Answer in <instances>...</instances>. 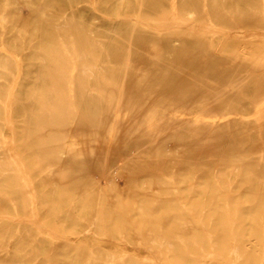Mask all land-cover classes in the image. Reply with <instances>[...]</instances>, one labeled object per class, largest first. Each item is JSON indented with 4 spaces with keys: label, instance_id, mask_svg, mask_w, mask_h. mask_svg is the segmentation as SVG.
<instances>
[{
    "label": "rangeland",
    "instance_id": "374dc122",
    "mask_svg": "<svg viewBox=\"0 0 264 264\" xmlns=\"http://www.w3.org/2000/svg\"><path fill=\"white\" fill-rule=\"evenodd\" d=\"M3 12L4 15L6 16V21L5 23L0 21L1 22L0 23L1 25L0 55L4 54L3 51H1L2 43H4L5 48L7 49L9 54L16 55L17 58L20 60L19 61L20 66L21 65L22 66L21 67L19 66L20 67L19 68L17 63L11 58L4 59L2 56L0 59V65L2 66L0 67L1 69L0 74L1 73L3 75L5 74L3 77L2 74L0 76V88L4 90L2 91V89H0L1 108L2 105L4 104L3 102L5 103L8 102V96H9L8 92L14 91L12 89H16L13 93V100L10 107L11 109L10 119L12 121L9 124H7L8 122L5 119L6 117L4 115V111L2 110L3 108L0 109V144H1L0 145V156H1L0 185H2L0 189L3 190V191L0 190L1 192L0 214L7 212V209L8 211L12 209L13 208L12 206H14L13 204L14 201L19 205L18 207L20 208L21 212H24V209L25 210L29 209V207L24 206V204L22 203L24 202L22 195L18 191H16L15 188L17 177L15 176L13 165H10L9 161H7L8 157L6 154L7 151L10 149L11 152L14 153V155L17 156L22 161V163H24L27 173L29 177H31L33 184L36 187V196L40 204L41 207L40 209L42 210V214L45 216L44 220L46 221V222L41 221L40 224H36L32 222L31 224H29L27 231L26 229H23L21 232L20 231L15 232L18 233L19 235L16 236L18 237L16 238V240L15 239L10 240L11 243H13L12 245L16 252L15 257L12 260L14 262H11V264H21V263L35 264L36 258L37 261H39L37 262V264H49V263L86 264L87 262L88 264H97V263L109 264L111 262L110 258L113 255L116 264H122L119 261L121 256L126 260V264H155L154 260L159 261L160 264L162 263L164 264L167 261L177 263L178 261L177 259L180 256L185 255L186 253L192 252L194 250L200 251L201 249L199 248H202V250L204 248L203 250L204 255L209 252L211 253V256L213 257L214 260L213 264L216 263L233 264V261L235 260L236 256L233 253H230L228 249H230L231 242L234 241L236 238L238 239L235 240L234 243L237 244V250L238 252H240L239 255L241 256V257L239 256L237 260L238 264H245V263L249 264L248 261L250 262V264H252V261L254 259H256L257 261L258 259L261 258L264 252V248H262L264 247V236L260 234L261 232L260 233L258 232V229H259V225H261V223L264 222L260 220V219L264 220V191H262L264 190V110H262L260 113H256V109L260 104L264 103L263 102L264 101V42L262 41L261 38L259 39V37H256L254 40L253 39L254 37L251 36V38L253 37L251 39L250 35L253 30H257L259 31V33L264 32V0H99V1L98 0H0V16L3 15ZM130 15L132 18L130 17ZM173 15L175 16V18ZM139 18H141V20ZM175 19L178 22H176ZM180 19L182 20V23ZM148 20H152V21L149 22ZM154 20L157 22H155ZM158 21H161L162 23ZM184 21H186L188 24ZM164 22L166 23L168 22V23L165 24ZM211 22L213 23L214 26H216V28L213 27V25H210L212 24ZM190 23L191 24L196 23L194 25H196L195 27L197 28L195 30L191 29L192 31L188 29H187L188 31L186 29L184 30V28L181 29V27H183L182 25H189ZM2 24L5 29L2 28L3 27ZM175 26H179V27H175ZM208 26H210V28L213 27V29H211L210 31V28ZM177 28H179L180 30ZM222 28L224 31L222 30ZM2 29L4 30V32ZM229 31L230 32L235 31V32L230 33ZM211 33L213 36L210 35ZM234 33H236V35ZM237 36H239L240 39H238ZM241 36L244 37L243 40ZM225 37L227 38V40ZM248 38H250V40L252 41H250ZM244 39L247 40L244 41ZM236 40L238 41L236 42ZM239 42L241 43L239 44ZM237 49L238 50L240 49V51H238ZM109 66L112 68L107 70L108 71L107 72L106 69H108ZM127 67L128 70H126ZM18 68L22 69V71L19 70ZM72 70L73 72L75 71V73L73 74L74 79L72 77ZM81 70L82 71L85 70L86 73L82 72ZM53 73H55L56 76ZM101 75L102 78H100ZM12 76L14 77L12 78ZM16 77L20 79H17L15 81ZM29 81L31 82V84L28 83ZM5 82H7L8 85ZM57 83H59V85ZM93 83L96 85L94 86ZM72 88H74V91ZM29 90L34 94H32ZM26 92L28 94H25ZM29 92L31 96L29 95ZM72 93L74 94V96L72 95ZM92 93L94 94V96ZM78 94H79V98L77 97ZM68 95L70 97H68ZM25 101L28 104H26ZM33 102L35 104H33ZM148 102L149 103L152 102V103L148 105L147 104ZM145 104H146V108H145ZM198 104H200L201 106L200 105L198 106ZM40 106L42 107V110ZM117 106L119 108H117ZM129 106L130 108H128ZM141 107L142 109H140ZM119 109H120L119 113L122 114L121 116L120 114H118ZM126 109L127 110L130 109L131 111H128L127 113ZM124 110L126 112H124ZM139 110L142 111L139 112ZM18 111L19 112L24 111V112L19 113ZM130 112L131 113L134 112V113L131 115ZM149 112L151 116L152 113L157 112L156 114H153V116L156 119L153 116L151 119ZM229 113H232L233 117L231 116L229 117L230 119L229 118L224 119L223 117H225ZM254 114L258 116L256 117ZM115 115H117L116 118ZM123 115L125 118L126 117L130 118L131 123L129 122V118L128 119L126 118L128 124L130 125L132 124L131 126L129 125L130 127L127 125L125 118H123L124 120L122 119ZM182 115H185V118ZM2 116H4V118ZM202 116L205 119H207L209 122L207 120H204ZM248 117L250 119H248ZM149 118L153 121L151 122ZM194 118L195 120H197L198 123L194 120ZM25 120L28 121L29 123L27 122L28 123L27 124ZM212 120H215L214 122L215 125L210 122ZM24 121L25 123H23ZM74 122H76L77 124ZM194 122H196L197 125ZM124 123H126L127 126L124 125ZM150 124L153 125H151L150 127ZM156 124H158L159 127ZM8 125H10V127ZM23 125L24 128L22 127ZM74 125L75 127H72ZM112 127L113 129H115L114 131ZM147 127L148 129L146 130ZM9 128L11 131L8 130ZM12 131H13V135H12ZM152 131H155L156 133L155 132L153 133ZM32 132L34 133V135H32L33 134ZM113 132H115V136ZM127 132L128 134H126ZM111 133L113 134L111 137H109ZM121 133L123 135H126V137L123 136ZM130 133H134V134L130 135ZM78 134L80 135V137ZM84 135H86L87 137L90 136L88 138L85 137L87 138L86 142L90 143V144L87 143L86 144L87 148L86 147L85 148L86 150L90 149L92 151L88 150L89 152H87L85 151V149L84 150L81 149L83 147L82 144L80 143L81 140L85 139ZM120 135L123 136V137L121 136V139L123 140L124 137L125 139L127 138L128 139V140L126 139L127 142H125L126 140L123 141L120 138H118V136L120 137ZM150 136L152 138H150ZM112 137L115 139H113ZM131 137H133V139ZM48 138H50V140ZM74 138L75 140L76 138L78 140L75 141ZM111 138L113 139V144L117 141V138L120 141V142L117 141L113 145L115 147V145L119 143L116 145L117 148L115 147L114 150L115 152H112L114 148L113 146H112L113 148L110 146L112 149L108 146L109 144L112 145ZM134 138L136 141L134 140ZM219 138L221 142L220 140L218 142L217 139ZM3 139H8V140L5 141ZM38 139L41 140V143L37 142ZM70 139L72 140V142ZM188 139L190 140V142ZM11 140L14 143L13 142L11 143ZM108 140H110L111 142H109ZM34 141L36 144L34 143ZM59 141H61L62 143ZM73 142H77V144L80 145V146L78 145L79 148L77 147V144ZM121 142L124 145L120 147V145H122ZM105 143H107V145ZM56 144L58 145L57 147H55ZM59 145H61L62 148L63 146L66 147L60 151V149L62 148ZM70 145L76 148V149L74 147L71 148V150L73 149L74 152L75 150L77 151L76 155L74 154L73 151L72 153H70L71 152ZM97 145L98 146L100 145L99 147L100 150L98 149ZM101 145L104 146L102 147ZM139 145L141 146L140 148ZM118 146L121 151L118 150L119 149ZM129 146L131 147V149ZM165 147L167 149H165ZM103 148L105 149L103 150ZM129 149L131 151H129ZM56 151L58 152L59 156H57ZM81 151H84L88 154L95 153L94 154L95 156L94 155L87 156L86 153L84 154ZM100 151L103 153H101ZM124 151H128V152H124ZM54 152L56 155L54 154ZM109 152H111V154ZM129 152L130 154H128ZM21 153L22 156H20ZM24 153L25 155H23ZM34 153L38 155L36 154L34 155ZM81 153L83 154V158L86 156L87 157L83 159ZM116 153L119 155H117ZM162 153L165 154L161 155ZM109 154L111 156H109ZM29 155L33 158H29L30 157ZM79 155L81 156L82 159L80 158ZM113 155L114 156L117 155V156L114 157ZM72 156L73 158L74 156H77V158L75 159L72 158L73 159L72 161L71 159ZM174 156H177L178 158ZM26 157H28L29 159ZM111 157L112 159H110ZM185 158L187 159V161ZM69 159H71L70 162L68 161ZM77 159L80 160L81 163ZM89 159L92 161H90ZM113 159H115L114 163H113ZM164 159H167L165 163H164ZM142 161L143 164H141ZM74 162H76L77 164H75ZM177 162H179V164ZM189 162L191 164H189ZM64 163H66L65 166ZM67 163L70 165H68ZM79 163L85 166L82 167ZM87 163L92 166L91 167L89 165L91 167L89 168V170H92L91 172H89L87 168L89 166H86L88 165ZM152 163H155V166ZM162 164L166 166L164 167ZM32 165L36 166V168ZM132 165L133 167H131ZM7 166L9 169H7ZM157 166L158 167L160 166L161 168L163 167L162 168L163 171L162 169H160V167L158 168ZM138 167L139 169H137ZM153 167H155L156 170L160 169L159 172L161 171V173L157 172L158 171L157 170L156 171L157 176H156L153 173L155 171ZM169 167L171 168L167 169ZM50 168L52 172L49 171ZM122 168H124L125 170ZM140 168L144 171L146 176L144 175L143 171ZM151 168H153L154 171L151 170ZM62 169L63 170L66 169V170L62 171ZM81 169H83L82 172ZM145 169L147 171H145ZM173 169H175L176 173L171 172L174 171ZM47 170L49 172V175ZM135 170L138 172L136 173ZM139 170L142 172V174L141 172H139ZM57 171L60 172V174L64 172L63 176L62 175L60 176ZM232 171L235 172L233 175H231ZM38 172H42V173L38 174ZM53 172L56 175L55 174L53 175ZM77 173H79V175H77ZM85 173L87 174L85 175ZM100 173H102L105 176V179H107L106 177L108 174V176L111 179L108 178L107 181L104 180L103 178L104 176ZM115 173H118L119 175H115ZM214 173L216 175H214ZM4 174H8V176L10 174L11 176L8 177L5 176ZM67 174H69L70 176ZM88 174L89 176H87ZM147 174H151L150 177L149 175L147 177ZM171 174H173V176L175 175L174 178L172 177ZM211 174H213L212 175L213 177L211 176ZM1 175H3L4 177ZM122 175H124V177ZM152 175L153 176L155 175L156 177L155 176L152 177ZM163 175H165V177ZM168 175H169V179H168L169 182L167 180L168 177H166ZM221 175L223 177H221ZM37 176L38 177L41 176L43 179L41 178L40 180V178H38ZM46 176H51L50 178L54 176L53 179L55 181L53 179L52 180L49 179ZM65 176H66V180L64 179ZM113 176L114 177L121 176L126 181L120 180L119 181L120 187H117L115 184L116 183L115 180L114 181L112 180V178H114ZM143 176H145L144 180L143 178H141ZM234 176L235 177L239 176V177L236 179ZM67 177L69 179H67ZM77 177H81L83 180H80V182H78L79 181L78 179L81 178L76 179ZM4 178L6 180H4ZM98 178L99 180H97ZM153 178L155 179L157 178L160 181V184L157 185L159 181L154 179L155 180L154 182ZM61 180H63L64 182L66 181L65 182L66 184ZM111 180L112 183H110ZM142 180L145 181L143 182L144 186H142L143 185ZM162 180H167L166 184L169 185L167 186L168 190L166 188L165 181L163 182ZM5 181H10V182H5ZM40 181L41 184L39 183ZM43 181L45 182L43 183ZM161 181L164 184H162ZM187 181L188 183L190 182V184L186 183ZM2 182H4L3 183L4 185L2 184ZM126 182L127 184H125ZM137 182H141V184ZM6 183L7 185H5ZM136 183L137 186H139V188L136 186ZM185 183L188 185L186 186ZM75 184L78 185L75 186ZM149 184L151 185L148 186ZM200 184L202 186H199ZM52 185L58 190L55 189ZM88 185L89 187H87ZM10 186L12 187V190H10L11 189ZM47 186L49 188H46ZM7 187L8 189H6ZM78 187H80L79 192H77ZM103 187L105 190L103 189ZM153 187L154 189L156 188V190H154ZM171 187L172 189L173 187L175 188L173 189L175 191V194L173 190H171L172 193L170 192ZM176 187L180 191L176 190ZM97 188L98 191L95 190ZM186 188L187 189L189 188V190H187ZM52 189L54 191H52ZM143 189L146 190L147 192L144 191ZM84 190L86 192H84ZM120 190L122 191L120 192ZM142 190L145 193H143ZM185 190L187 192H185ZM131 191L133 192V194ZM153 191L159 193H154ZM242 191L245 194L244 193L241 194ZM42 192L45 193L43 194V196H42ZM71 192L74 194H72ZM95 192L98 194H96ZM17 193H19L20 195ZM99 193H103L104 196L102 194L100 196ZM151 193L154 195L152 196ZM160 193L162 195L164 194L168 196V198L164 195L163 196L160 195ZM190 193L193 197L192 196L190 197ZM45 195L48 197L45 198ZM98 195L100 197H98ZM137 195L140 198H138ZM142 195L143 196L145 195L144 198ZM157 195L159 197L162 196L163 199L166 201H163V199H161L162 197L157 198L158 197ZM173 195L176 201H173L175 200ZM60 196L62 197V199H60L61 198ZM70 196L72 197V199ZM92 196L94 198H92ZM117 197H119L120 199ZM189 197L191 198L190 200ZM44 198L46 199V201ZM130 198L132 199V201ZM149 198L150 199L153 198L152 200L154 201L152 200L151 201L156 202V204L154 203L155 204L154 205L150 200H147ZM245 198L246 201H244ZM133 200H135L137 203ZM211 200L213 201L211 202ZM60 201L61 203H59ZM159 201L160 202L163 201L162 202L163 204L162 203L160 204ZM143 202L144 204L146 203L148 205L146 204L143 205ZM164 202H166V204ZM213 202H215V204H213ZM245 202L251 205L250 206L251 208L248 207L247 209H244L245 206L246 207L248 206ZM48 203H50L51 205ZM134 203H136L138 206ZM225 203L226 205H224ZM81 204L83 205L85 204V209L83 205H82L83 208H81ZM97 204H99V207ZM104 204H106V206ZM130 205L131 206L134 205L135 208L134 207L133 208L135 209V211ZM175 207L177 209H175ZM184 208L186 210H184ZM86 209H88L89 211L86 212L87 214L85 213ZM102 209L104 212L102 211ZM168 209H171V211L173 210L172 211L173 213L169 212ZM116 210H120V211H116ZM155 210L157 211L159 210V211L157 212ZM165 211H168V214ZM54 212L56 214H53ZM136 212L139 214H136ZM253 212H255L257 216ZM92 213H94V215ZM104 213L105 215H108L107 218L106 216L102 215ZM169 213L172 215H170ZM52 214L55 216H53ZM245 214L247 215V217ZM74 215H76V218H74ZM80 215L83 216L81 217ZM95 215H97V217ZM154 215H159V216H154ZM168 215H170L172 218L170 217L171 218L170 219ZM225 215L226 216L229 215L232 217H226ZM66 216L67 218L69 217L68 220L66 219ZM149 216L150 218H152L150 219L151 221L149 220ZM161 216L163 217L160 218ZM178 216H180L179 217L180 219H178ZM92 217H94V219L98 218L97 219L98 222L96 221V219L92 220ZM100 217L103 218L104 221H102L103 219H101ZM255 217H259V218H255ZM127 218L130 221H128ZM142 218L143 219L145 218L144 222ZM188 219L192 220V222L190 220L192 224L189 222ZM70 220L72 221L73 224L71 223ZM185 220L186 221L188 220V224L186 223ZM94 221L97 223H94ZM154 221L156 222L154 223ZM69 222L71 223V225L69 224ZM78 222L81 223V225L80 224L77 225ZM101 222L103 223V225ZM131 222L133 223L131 224ZM161 222L164 223L165 225L162 226V224H160ZM63 223L66 225L65 231L63 230L64 229ZM88 223L90 226H88ZM145 223L148 224L146 225ZM256 223H258L259 225H257ZM126 224H128L129 226ZM189 224H191V226ZM196 224H198V226ZM119 225L121 228H119ZM180 225L182 227L184 226L185 229H183L184 227L183 228L180 227ZM186 225L189 226L190 229L188 230L191 231L190 233H186L188 231L186 229L187 228ZM73 226H77V227L76 228L74 227L73 229L72 228ZM103 226L105 227L107 226L108 228L107 227L103 228ZM153 226L156 228V230L154 229ZM159 226L161 227V229L159 228ZM56 227H58L56 230L57 232L53 231L55 230ZM123 227L124 228L126 227L125 230ZM146 227L153 228V229L151 228L149 229L151 231L153 230L152 232L153 234H155L156 240L158 242L163 240L162 242L166 243L167 240H169V242L166 243L167 245L165 244L163 245V250L165 251L163 252L166 253L163 254L164 256L160 253V250L158 248L157 249L159 250V252L158 250L152 252L148 248L150 242L143 241L141 239L142 238L141 234H143L144 231L143 229ZM244 228L247 229V232L244 231L245 234H242L243 232L240 233L239 230L240 229H241L240 231L245 230ZM2 229L0 230V237H6V234H8L9 231L5 230L4 228ZM35 229H37L38 231L37 230L35 231ZM101 229L105 233L107 231L106 233L107 235ZM118 229H120V231H118ZM178 229H181V232H179ZM84 230L88 233L85 234ZM228 230L229 231L234 230V231L228 233ZM139 231L141 232L139 233ZM183 231L186 232L184 233ZM52 232L54 233L52 234ZM61 232H64L68 235L66 234L64 235V233ZM110 232H113L114 234ZM235 232H237V234ZM39 233H41L42 235H40ZM179 233H182V236L185 238L186 241ZM191 233L194 235H191ZM95 234L97 237L95 236ZM120 234H122V236ZM134 234L136 235L133 236ZM196 234H198L197 237ZM37 235H40V237L39 236L37 237ZM164 235L165 237H163ZM179 235L181 236V239L184 241H179L181 240ZM243 235L246 239L243 237ZM172 236L174 237L176 236L177 238H175V240L173 241ZM193 236L195 238H193ZM212 236L214 237V239H212ZM252 236L255 237L253 238ZM106 237H108V239ZM135 237L140 240H137ZM260 237L262 238L263 242L259 241L261 240ZM159 238L161 240H159ZM188 238H190L189 240L191 241H188L187 240ZM0 239L2 243V238ZM24 239H26L29 242H26ZM44 239L47 241H43ZM49 239L50 240L53 239V240L50 241ZM194 239H196V241L198 242H195ZM54 240H56V242ZM187 241L190 243L187 244L188 243ZM7 242L8 240H5L4 244H6ZM38 242L39 245H37ZM185 242H187L186 245H184ZM68 243H71L70 244L71 246ZM173 245L175 247H173ZM166 246L169 247L172 246V247L169 249V247L166 248ZM218 246H221V248ZM164 247L166 250L164 249ZM186 247H187V252L185 251ZM82 248L84 249L85 252L83 251ZM98 248H101L102 250ZM247 248H249L250 250ZM58 249H60V251ZM89 249H91L92 251L90 252ZM86 250H88V252ZM57 252L59 253L58 255L56 254ZM83 252L87 254H84ZM167 252L169 256L167 255ZM88 253L89 255L92 253L94 256L91 255L92 257H90L88 256ZM48 254L52 256H49ZM95 254H99V255H95ZM254 254L259 255L260 257L255 256ZM71 255H73L74 258ZM81 255L83 256L82 258ZM102 255L104 258L102 257ZM118 255L119 257H117ZM242 256L245 257L246 259L244 258L243 260ZM93 257L96 259H93ZM105 257H107V261ZM168 257L169 258L171 257V259H169ZM49 258H51L50 260L52 262H50ZM98 258H100L102 262H98L97 261L99 260ZM240 258L242 259L240 260ZM127 260L129 261L127 262Z\"/></svg>",
    "mask_w": 264,
    "mask_h": 264
},
{
    "label": "bare ground",
    "instance_id": "6f19581e",
    "mask_svg": "<svg viewBox=\"0 0 264 264\" xmlns=\"http://www.w3.org/2000/svg\"><path fill=\"white\" fill-rule=\"evenodd\" d=\"M98 1H99V0H98ZM97 3H98V2H97ZM92 4H93V3H92ZM173 4H174V3H173ZM2 6H3V5H2ZM93 6H94V5H93ZM22 9H23V8H22ZM174 9H175V8H174ZM26 10H27V9H26ZM104 10H105V9H104ZM84 11H85V10H84ZM96 13H97V12H96ZM176 13H177V12H176ZM176 13H175V14H176ZM91 16H92V15H91ZM91 16H90V17H91ZM101 16H102V15H101ZM132 16H133V15H132ZM173 16H174V15H173ZM104 17H105V16H104ZM121 17H123V16H121ZM121 17H120V18H121ZM130 17H131V15H130ZM137 17H138V16H137ZM171 17H172V16H171ZM177 17H178V16H177ZM131 18H132V17H131ZM174 18H175V16H174ZM139 19L141 20V18H139ZM139 19H138V20H139ZM142 19H143V18H142ZM161 19H162V17H161ZM169 19H171V18H169ZM175 20H176V19H175ZM177 20H178V18H177ZM177 20H176V22H178ZM180 20H181V19H180ZM0 21H2V22H4V23H5V21H6V16L4 15V12H3V15L0 16ZM11 21H12V20H11ZM148 21L150 22V21H152V20H148ZM154 21H155V20H154ZM164 21H165V20H164ZM166 21H168V20H166ZM155 22H157V21H155ZM158 22H161V21H158ZM174 22H175V21H174ZM184 22H186V21H184ZM184 22H183V23H184ZM197 22H198V21H197ZM0 23H1V22H0ZM161 23H162V22H161ZM164 23L167 24L168 22H167V23L164 22ZM181 23H182V20H181ZM186 23H187V22H186ZM211 23H212V22H211ZM257 23H258V22H257ZM257 23H256V24H257ZM139 24H140V22H139ZM142 24H143V22H142ZM144 24H145V23H144ZM187 24H188V23H187ZM192 24H193V23H192ZM192 24L190 23L189 25H182L183 27H181V29L184 28V30H185V29H186V30H187V29H188V30H191V29L195 30L197 27H195L196 25H194V24H196V23L193 24L194 26H193ZM149 25H150V24H149ZM210 25H213V23L210 24ZM0 26H1V25H0ZM2 26H3V24H2ZM197 26H198V25H197ZM153 27H154V26H153ZM175 27H179V26H175ZM205 27H207V26H205ZM208 27L210 28V26H208ZM213 27L216 28V26H214V25H213ZM213 27L210 28V31H211V29H213ZM2 28L5 29L4 26H3ZM145 28H146V27H145ZM209 28H208V29H209ZM3 29H2V30H3ZM10 29H11V28H10ZM150 29H151V28H150ZM175 29H176V28H175ZM177 29H179V28H177ZM217 29H218V27H217ZM2 30H1V31H2ZM179 30H180V29H179ZM179 30H178V31H179ZM188 30H187V31H188ZM215 30H216V29H215ZM215 30H214V31H215ZM222 30H223V28H222ZM170 31H171V30H170ZM172 31H173V30H172ZM174 31H175V30H174ZM191 31H192V30H191ZM207 31H208V30H207ZM212 31H213V30H212ZM223 31H224V30H223ZM223 31H222V33H223ZM225 31H226V30H225ZM241 31H242V30H241ZM3 32H4V30H3ZM229 32H230V31H229ZM231 32H235V31H231ZM231 32H230V33H231ZM243 32H244V31H243ZM161 33H162V32H161ZM163 33H164V32H163ZM217 33H218V31H217ZM219 33H220V32H219ZM239 33H240V32H239ZM213 34H214V33H213ZM234 34L236 35V33H234ZM210 35L213 36L212 33H211ZM228 35H229V33H228ZM3 36H4V35H3ZM242 36H244V35H242ZM242 36H241V37H242ZM248 36H249V35H248ZM248 36H247V37H248ZM251 36L254 37V38L252 37L254 40H255L256 37H259V39L261 38L262 41L264 42V32L259 33V31H257V30H253L252 33H251V35H250V38H251ZM260 36H261V37H260ZM215 37H216V36H215ZM231 37H232V36H231ZM234 37H235V36H234ZM237 37H238V39H240L239 36H237ZM3 38H4V37H3ZM213 38H214V37H213ZM213 38H212V40H213ZM225 38H226V37H225ZM232 38H233V37H232ZM243 38H244V37H242V40H243ZM245 38H246V37H245ZM250 38H248V39L250 40ZM252 38H251V39H252ZM210 39H211V38H210ZM233 39H234V38H233ZM233 39H232V40H233ZM257 39H258V38H257ZM218 40H219V39H218ZM226 40H227V38H226ZM246 40H247V39H246ZM246 40L244 39V41H246ZM1 41H2V38H1ZM9 41H10V40H9ZM220 41H221V40H220ZM237 41H238V40H236V42H237ZM240 41H241V40H240ZM250 41H252V40H250ZM254 42H255V41H254ZM226 43H227V42H226ZM240 43H241V42H239V44H240ZM247 43H248V41H247ZM256 43H257V42H256ZM216 46H217V44H216ZM240 46H241V45H240ZM252 46H253V45H252ZM241 47H242V46H241ZM228 48H229V47H228ZM252 48H253V47H252ZM260 48H262V47H260ZM229 49H230V48H229ZM243 49H245V48H243ZM247 49H248V48H247ZM253 49H254V48H253ZM216 50H217V49H216ZM227 50H228V49H227ZM237 50H238V49H237ZM1 51H3L4 54H3V55H0V59H1L2 56H3L4 59H5V58H6V59H7V58H11V59H13V60L17 63L18 67L20 66V62H19L20 60L17 58L16 55L9 54V52H8L7 49L5 48V44H4V43H2ZM24 51H25V50H24ZM108 51H109V50H108ZM229 51H230V50H229ZM238 51H240V49H239ZM241 51H242V50H241ZM28 52H29V51H28ZM129 52H130V51H129ZM252 52H253V51H252ZM255 52H256V50H255ZM118 54H120V53H118ZM95 55H96V54H95ZM79 58H80V56H79ZM111 58H112V57H111ZM111 58H110V59H111ZM21 59H22V58H21ZM104 59H105V57H104ZM110 59H109V60H110ZM21 64H22V63H21ZM30 64H31V63H30ZM21 66H22V65H21ZM21 66H20V67H21ZM0 67H2V66L0 65ZM20 67H19V68H20ZM24 67H25V66H24ZM95 67H96V66H95ZM99 67H100V66H99ZM102 67H104V66H102ZM4 68H5V67H4ZM19 68H18V69H19ZM51 68H52V67H51ZM84 68H85V67H84ZM110 68H112V67L109 66V68L106 69V71L109 70ZM74 69H75V67H74ZM85 69H86V68H85ZM87 69H88V68H87ZM102 69H103V68H102ZM104 69H105V68H104ZM4 70H5V69H4ZM19 70L22 71V69H19ZM19 70H18V71H19ZM97 70H99V69H97ZM126 70H128V67H127ZM0 71H1V69H0ZM81 71H82V70H81ZM89 71H90V69H89ZM82 72H85V70L82 71ZM100 72H101V71H100ZM104 72H105V71H104ZM107 72H108V71H107ZM230 72H231V71H230ZM32 73H33V71H32ZM38 73H39V72H38ZM74 73H75V71L73 72V70H72V77H73V74H74ZM79 73H80V72H79ZM85 73H86V72H85ZM91 73H92V72H91ZM101 73H102V72H101ZM105 73H106V72H105ZM1 74H2V73H1ZM1 74H0V76H1ZM18 74H19V73H18ZM34 74H35V73H34ZM53 74L55 75V73H53ZM82 74H83V73H82ZM82 74H81V75H82ZM106 74H107V73H106ZM4 75H5V74H4ZM4 75L2 74V77H3ZM6 76H7V75H6ZM17 76H18V75H17ZM55 76H56V75H55ZM98 76H99V74H98ZM105 76H106V75H105ZM13 77H14V76H12V78H13ZM18 77H19V76H18ZM53 77H54V76H53ZM85 77H86V76H85ZM108 77H109V75H108ZM108 77H107V78H108ZM125 77H126V74H125ZM10 78H11V77H10ZM60 78H61V77H60ZM100 78H102V75H101ZM107 78H106V79H107ZM17 79H20V78H17V77H16L15 81H16ZM34 79H35V78H34ZM71 79H72V78H71ZM73 79H74V77H73ZM108 79H109V78H108ZM8 80H9V78H8ZM64 80H65V79H64ZM129 80H130V79H129ZM1 81H2V80H1ZM4 81H5V80H4ZM67 81H68V80H67ZM17 82H18V81H17ZM55 82H56V80H55ZM59 82H60V81H59ZM63 82H64V81H63ZM5 83L7 84V82H5ZM5 83H4V85H5ZM15 83H16V82H15ZM28 83L31 84L30 81H29ZM33 83H34V82H33ZM33 83H32V84H33ZM78 83H79V82H78ZM16 84H17V83H16ZM57 84L59 85V83H57ZM93 84H94V83H93ZM7 85H8V84H7ZM7 85H6V86H7ZM40 85H41V84H40ZM68 85H69V84H68ZM68 85H67V86H68ZM71 85H72V84H71ZM73 85H74V84H73ZM78 85H79V84H78ZM95 85H96V84H94V86H95ZM10 86H11V85H10ZM37 86H38V85H37ZM3 87H4V86H3ZM30 87H31V86H30ZM71 87H72V86H71ZM103 87H104V86H103ZM16 88H17V87H16ZM32 88H33V87H32ZM69 88H70V87H69ZM0 89H2V88H0ZM72 89H73V91H74V88H72ZM12 90L15 91L16 89H12ZM121 90H122V89H121ZM2 91H4V90L2 89ZM14 91L8 92V93H9V96H8V102H7V103L3 102V103H4V104L2 105V108H3V109L0 107V109H2V110L4 111V115H5V117H6L5 119H6V121L8 122V123L6 122L7 124H9V123L12 121V120L10 119V114H11V113H10V111H11L10 107H11V103H12V100H13V93H14ZM20 91H21V90H20ZM29 91H30V90H29ZM70 91H71V90H70ZM73 91H72V92H73ZM230 91H231V89H230ZM18 92H19V91H18ZM30 92H31V91H30ZM30 92H29V95L31 96ZM31 93H32V92H31ZM43 93H44V92H43ZM68 93H69V92H68ZM88 93H89V92H88ZM93 93H94V92H93ZM93 93H92V94H93ZM2 94H3V93H2ZM22 94H24V93H22ZM25 94H28V93L26 92ZM32 94H34V93H32ZM70 94H71V93H70ZM80 94H82V93H80ZM94 94H95V93H94ZM94 94H93V96H94ZM96 94H97V93H96ZM120 94H121V93H120ZM120 94H119V95H120ZM44 95H45V94H44ZM59 95H60V94H59ZM72 95L74 96L73 93H72ZM256 95H257V94H256ZM1 96H2V95H1ZM14 96H15V95H14ZM25 96H26V95H25ZM73 96H72V97H73ZM97 96H98V95H97ZM3 97H4V95H3ZM15 97H16V96H15ZM15 97H14V98H15ZM33 97H34V95H33ZM68 97H70V96L68 95ZM77 97L79 98V94H78ZM88 97H89V95H88ZM30 98H31V97H30ZM95 98H96V97H95ZM160 98H161V97H160ZM19 99H20V98H19ZM24 99H25V98H24ZM69 99H71V98H69ZM73 99H74V98H73ZM22 100H23V98H22ZM28 100H29V99H28ZM118 100H119V98H118ZM0 101H1V100H0ZM154 101H155V100H154ZM118 102H119V101H118ZM240 102H241V101H240ZM263 102H264V101H263ZM25 103H26V101H25ZM25 103H24V104H25ZM97 103H98V102H97ZM140 103H141V102H140ZM150 103H152V102H150ZM150 103L148 102L147 104L149 105ZM14 104H15V103H14ZM26 104H28V103H26ZM31 104H32V103H31ZM33 104H35V103L33 102ZM33 104H32V105H33ZM39 104H40V102H39ZM100 104H101V103H100ZM120 104H121V103H120ZM168 104H169V103H168ZM117 105H118V104H117ZM122 105H123V104H122ZM122 105H121V106H122ZM173 105H175V104H173ZM199 105H200V104H198V106H199ZM0 106H1V105H0ZM25 106H26V105H25ZM96 106H97V105H96ZM103 106H105V105H103ZM121 106H120V107H121ZM142 106H143V105H142ZM183 106H184V105H183ZM200 106H201V105H200ZM33 107H34V106H33ZM40 107H41V106H40ZM57 107H58V106H57ZM123 107H124V106H123ZM135 107H136V105H135ZM147 107H149V106H147ZM172 107H173V106H172ZM58 108H59V107H58ZM58 108H57V109H58ZM72 108H74V107H72ZM75 108H76V107H75ZM117 108H119V107L117 106ZM117 108H116V110H117ZM128 108H130V106H129ZM145 108H146V104H145ZM183 108H185V107H183ZM201 108H202V107H201ZM31 109H32V108H31ZM101 109H102V106H101ZM140 109H142V107H141ZM154 109H155V108H154ZM20 110H21V108H20ZM29 110H30V109H29ZM29 110H28V111H29ZM41 110H42V107H41ZM150 110H151V109H150ZM262 110H264V103L260 104V105L257 107V109H256V113H260ZM24 111H26V110H24ZM24 111H23V112H24ZM71 111H72V110H71ZM74 111H75V110H74ZM126 111H127V113H128V111H131V110H130V109H128V110L126 109ZM126 111L124 110V112H126ZM136 111H138V110H136ZM140 111H142V110H139V112H140ZM18 112H19V111H18ZM21 112H22V111H21ZM21 112H19V113H21ZM23 112H22V113H23ZM29 112H30V111H29ZM72 112H73V111H72ZM119 112H120V109H119V111H118V114H120ZM124 112H123V114H124ZM134 112H135V111H134ZM134 112H133V113H134ZM181 112H182V109H181ZM187 112H188V111H187ZM37 113H38V112H37ZM121 113H122V112H121ZM127 113H125V114H127ZM130 113H131V112H130ZM133 113H131V115H132ZM147 113H148V112H147ZM151 113H152V112H151ZM156 113H157V112H156ZM156 113H152V116H153V114H156ZM118 114H117V115H118ZM19 115H20V114H19ZM21 115H22V114H21ZM27 115H28V114H27ZM117 115H115V118H116ZM121 115H122V114H120V116H121ZM127 115H129V114H127ZM144 115H145V114H144ZM149 115H150V112H149ZM179 115H180V114H179ZM188 115H189V114H188ZM197 115H198V114H197ZM232 115H233L232 113H229L228 115H226V116L223 117V118H224V119H228V118L231 117ZM254 115H255V114H254ZM28 116H29V115H28ZM147 116H148V114H147ZM150 116H151V115H150ZM152 116L150 117L151 119H152ZM177 116H178V115H177ZM182 116H184V118H185V115H182ZM192 116H193V115H192ZM235 116H236V115H235ZM255 116H256V115H255ZM255 116H254V117H255ZM257 116H258V115H257ZM257 116H256V117H257ZM2 117L4 118V116H2ZM16 117H17V116H16ZM30 117H31V116H30ZM30 117H29V118H30ZM153 117H154V116H153ZM172 117H173V116H172ZM175 117H176V115H175ZM179 117H180V116H179ZM202 117H203V116H202ZM202 117H201V118H202ZM232 117H233V116H232ZM249 117H250V116H249ZM249 117H248V119H250ZM256 117H255V118H256ZM3 118H2V119H3ZM18 118H19V117H18ZM20 118H21V117H20ZM26 118H27V117H26ZM118 118H119V117H118ZM123 118H125L124 115H123L122 119H123ZM126 118H127V117H126ZM126 118H125V120H126ZM128 118H129V117H128ZM128 118H127V119H128ZM144 118H145V117H144ZM150 118H149V119H150ZM154 118H155V117H154ZM181 118H182V117H181ZM186 118H187V117H186ZM188 118H189V117H188ZM199 118H200V117H199ZM203 118H204V117H203ZM218 118H219V117H218ZM242 118H243V117H242ZM119 119H120V118H119ZM131 119H132V117H131ZM151 119H150V120H151ZM155 119H156V118H155ZM155 119H154V120H155ZM208 119H209V118H208ZM214 119H215V118H214ZM229 119H230V118H229ZM248 119H247V120H248ZM114 120H115V119H114ZM123 120H124V119H123ZM194 120H195V118H194ZM198 120H199V119H198ZM204 120H207V119L204 118ZM218 120H219V119H218ZM221 120H222V119H221ZM244 120H245V118H244ZM25 121H26V120H25ZM25 121H24L23 123H25ZM115 121H116V120H115ZM152 121H153V120H151V122H152ZM195 121L197 122V120H195ZM199 121H200V120H199ZM207 121H208V120H207ZM216 121H217V119H216ZM27 122H28V121H26V123H27ZM126 122H127V120H126ZM129 122L131 123L130 118H129ZM146 122H147V121H146ZM155 122H156V121H155ZM196 122H194V123H196ZM202 122H203V119H202ZM208 122H209V121H208ZM210 122L213 123V124L215 125V123H214L215 120H212V121H210ZM223 122H224V121H223ZM28 123H29V122H28ZM28 123H27V124H28ZM32 123H33V122H32ZM74 123H76V122H74ZM114 123H115V122H114ZM114 123H113V124H114ZM153 123H154V122H153ZM157 123H158V122H157ZM197 123H198V122H197ZM197 123H196V125H197ZM33 124H34V123H33ZM76 124H77V123H76ZM154 124H155V123H154ZM199 124H200V123H199ZM11 125H12V124H11ZM114 125H115V124H114ZM114 125H113V126H114ZM124 125H126V123H124ZM127 125L129 126L130 124H128V122H127ZM127 125H126V126H127ZM131 125H132V124H131ZM131 125H130V126H131ZM151 125H153V124H150V127H151ZM156 125L158 126V124H156ZM8 126L10 127V125H8ZM130 126H129V127H130ZM138 126H139V125H138ZM141 126H142V124H141ZM147 126H148V125H147ZM231 126H232V125H231ZM19 127H20V126H19ZM22 127L24 128V125H23ZM72 127H75V125L72 126ZM122 127H123V126H122ZM124 127H125V126H124ZM129 127H128V128H129ZM158 127H159V126H158ZM158 127H157V128H158ZM197 127H198V126H197ZM261 127H262V126H261ZM17 128H18V127H17ZM26 128H27V126H26ZM84 128H85V127H84ZM115 128H116V127H115ZM120 128H121V126H120ZM126 128H127V127H126ZM131 128H132V127H131ZM152 128H153V127H152ZM231 128H232V127H231ZM21 129H22V128H21ZM73 129H74V128H73ZM85 129H86V128H85ZM112 129H113V127H112ZM147 129H148V127L146 128V130H147ZM149 129H150V128H149ZM8 130H10V128H9ZM12 130H13V129H12ZM25 130H26V129H25ZM114 130H115V129H113V131H114ZM117 130H119V129H117ZM132 130H133V129H132ZM136 130H137V129H136ZM152 130H153V129H152ZM154 130H155V127H154ZM157 130H158V129H157ZM260 130H261V129H260ZM10 131H11V130H10ZM33 131H34V130H33ZM68 131H69V130H68ZM70 131H72V130H70ZM84 131H85V130H84ZM111 131H112V130H111ZM126 131H127V130H126ZM119 132H120V131H119ZM128 132H129V131H128ZM128 132H127L126 134H128ZM150 132H151V130H150ZM152 132L154 133L155 131H152ZM157 132H158V131H157ZM260 132H261V131H260ZM22 133H23V132H22ZM32 133H33V132H32ZM108 133H109V132H108ZM113 133H114V136H115V132H113ZM113 133H111V134L109 135V137H111ZM143 133H144V132H143ZM148 133H149V132H148ZM155 133H156V132H155ZM20 134H21V133H20ZM36 134H37V133H36ZM71 134H72V133H71ZM90 134H91V133H90ZM121 134H122V133H121ZM133 134H134V133H130V135H133ZM145 134H147V133H145ZM150 134H151V133H150ZM12 135H13V131H12ZM32 135H34V133H33ZM78 135H79V134H78ZM88 135H89V134H88ZM99 135H100V134H99ZM118 135H119V134H118ZM122 135H123V134H122ZM122 135H120V137L118 136V138L121 139V136H122ZM151 135H152V134H151ZM153 135H154V134H153ZM156 135H157V134H156ZM260 135H261V134H260ZM2 136H3V135H2ZM91 136H92V135H91ZM107 136H108V134H107ZM123 136L126 137V135H123ZM123 136H122V137H123ZM157 136H158V135H157ZM251 136H253V135H251ZM3 137H4V136H3ZM21 137H23V136H21ZM21 137H20V138H21ZM79 137H80V135H79ZM79 137H78V139H79ZM81 137H83V136H81ZM85 137H87V136L84 135V138H85ZM88 137H90V136H88ZM88 137H87V138H88ZM125 137H124V140L127 139V138L125 139ZM143 137H144V136H143ZM145 137H146V136H145ZM25 138H26V136H25ZM87 138H85L86 140H85V139H84V140H81V143H80V142H79V143L82 144V147H83V148H81V149H83V150L85 149V151L89 152V151H92V150H90V149H88L89 151L86 150V148H87L86 144H87V143L90 144L89 142H86V141H87ZM112 138H113V137H112ZM112 138H111V139H112ZM118 138H117V141L120 142V141L118 140ZM131 138L133 139V137H131ZM131 138H130V140H131ZM147 138H148V137H147ZM150 138H152V137L150 136ZM150 138H149V139H150ZM221 138H222V137H221ZM244 138H245V137H244ZM250 138H252V137H250ZM11 139H12V138H11ZM13 139H14V138H13ZM48 139L50 140V138H48ZM78 139L76 138V140H78ZM81 139H83V138H81ZM96 139H97V138H96ZM96 139H95V140H96ZM111 139H110V140H111ZM113 139H115V138H113ZM113 139L111 140L112 142H111L110 140H108V141L111 142V144H112V145H110V144L108 143V144H109V145H108L109 147H110V146L112 147V146L117 142V141H116V142L113 144ZM3 140L7 141L8 139H3ZM30 140H31V139H30ZM39 140H40V139H38L37 142H40V143H41V140H40V141H39ZM61 140H63V139H61ZM67 140H68V139H67ZM70 140H71V139H70ZM74 140H75V138H74ZM74 140H73V141H74ZM76 140H75V141H76ZM102 140H103V139H102ZM121 140H123V139H121ZM124 140H123V141H124ZM127 140H128V139H127ZM127 140H126L125 142H127ZM134 140H135V138H134ZM188 140H189V139H188ZM217 140H218V142H219L220 138L217 139ZM240 140H241V139H240ZM249 140H250V139H249ZM26 141H27V140H26ZM28 141H29V140H28ZM65 141H66V140H65ZM82 141H83V143H82ZM88 141H89V140H88ZM98 141H99V140H98ZM135 141H136V140H135ZM251 141H252V139H251ZM253 141H254V139H253ZM3 142H4V141H3ZM12 142H13V141L11 140V143H12ZM59 142H61V141H59ZM71 142H72V140H71ZM85 142H86V143H85ZM100 142H101V141H100ZM158 142H159V141H158ZM185 142H186V141H185ZM189 142H190V140H189ZM189 142H188V143H189ZM220 142H221V140H220ZM247 142H248V141H247ZM13 143H14V142H13ZM29 143H30V142H29ZM31 143H32V142H31ZM34 143H35V141H34ZM61 143H62V142H61ZM61 143H58V144H61ZM64 143H65V142H64ZM73 143H76V144H77V142H73ZM91 143H92V142H91ZM97 143H98V142H97ZM102 143H103V142H102ZM128 143H129V142H128ZM170 143H171V142H170ZM170 143H168V144H170ZM173 143H176V142H173ZM250 143H251V142H250ZM253 143H255V142H253ZM6 144H7V142H6ZM35 144H36V143H35ZM37 144H38V143H37ZM105 144L107 145V143H105ZM117 144H119V143H117ZM117 144H116V145H117ZM121 144H122V142H121ZM141 144H142V143H141ZM141 144H140V145H141ZM156 144H157V143H156ZM216 144H217V143H216ZM248 144H249V143H248ZM251 144H252V143H251ZM0 145H1V144H0ZM3 145H4V144H3ZM12 145H13V144H12ZM63 145H64V144H63ZM65 145H66V144H65ZM74 145H75V144H74ZM78 145H79V144H77V147H78ZM116 145H115V147H116ZM123 145H124V144L120 145V147L123 146ZM130 145H131V144H130ZM135 145H136V144H135ZM137 145H138V144H137ZM140 145H139V148L141 147ZM173 145H175V144H173ZM183 145H184V144H183ZM218 145H219V144H218ZM262 145H263V144H262ZM21 146H22V145H21ZM28 146H29V145H28ZM33 146H35V145H33ZM57 146H58V145L56 144L55 147H57ZM59 146L61 147V145H59ZM71 146H72V145H70V150H71V148L74 147V146H72V147H71ZM79 146H80V145H79ZM89 146H91V145H89ZM97 146H98V145H97ZM101 146H102V145H101ZM103 146H104V145H103ZM103 146H102V147H103ZM6 147H7V146H6ZM26 147H27V146H26ZM65 147H66V146H65ZM65 147L63 146V148L61 147L62 149H60V148H58V149H60V151H61V150H63ZM85 147H86V148H85ZM99 147H100V145L98 146V149H99ZM109 147H107V148H109ZM111 147H110V148H111ZM113 147H114V146H113ZM113 147H112V148H113ZM115 147L113 148V151H112V152H115V151H114V150H115ZM129 147H130V146H129ZM136 147H138V146H136ZM183 147H184V146H183ZM187 147H188V146H187ZM29 148H30V147H29ZM29 148H28V149H29ZM31 148H32V146H31ZM74 148H75V147H74ZM78 148H79V147H78ZM112 148H111V149H112ZM116 148H117V147H116ZM118 148H119V146H118ZM139 148H138V150H139ZM156 148H157V147H156ZM161 148H162V147H161ZM171 148H172V147H171ZM177 148H178V147H177ZM177 148H176V149H177ZM181 148H182V147H181ZM7 149H8V148H7ZM23 149H24V148H23ZM26 149H27V148H26ZM33 149H35V148H33ZM67 149H68V148H67ZM75 149H76V148H75ZM96 149H97V148H96ZM104 149H105V148H103V150H104ZM130 149H131V147H130ZM130 149H129V151H131ZM135 149H136V148H135ZM142 149H143V148H142ZM165 149H167V148L165 147ZM179 149H180V148H179ZM17 150H18V149H17ZM20 150H21V149H20ZM77 150H79V149H77ZM99 150H100V149H99ZM118 150H120V148H119ZM138 150H137V151H138ZM152 150H153V148H152ZM188 150H189V149H188ZM54 151H55V150H54ZM60 151H59V152H60ZM72 151H73V149L71 150L70 153H72ZM94 151H95V150H94ZM101 151H102V149H101ZM101 151H100V152H101ZM108 151H109V150H108ZM108 151H107V152H108ZM110 151H111V150H110ZM120 151H121V150H120ZM186 151H187V150H186ZM262 151H263V150H262ZM26 152H28V151H26ZM56 152H57V151H56ZM73 152H74V151H73ZM78 152H79V151H78ZM81 152H83L84 154L86 153V152H84V151H81ZM96 152H98V151H96ZM117 152H118V151H117ZM124 152H128V151H124ZM140 152H141V151H140ZM164 152H165V151H164ZM174 152H177V151H174ZM19 153H20V152H19ZM76 153H77V151L75 150L74 154L76 155ZM93 153H94V152H93ZM101 153H103V152H101ZM109 153L111 154V152H109ZM132 153H133V152H132ZM134 153H135V152H134ZM138 153H139V152H138ZM171 153H173V152H171ZM6 154H7V157H8V160H7V158H6V160L9 161V164H10V165H13V170H14V172H15V176L17 177L16 184H15L16 191H18V192L22 195V198H23V201H24V202H22V201H21V202L24 204V206L29 207V209H28V210H27V209L25 210V209L23 208V209H24V212H21L20 208L18 207L19 205L14 201V202H13L14 206H12V207H13L12 209H10L9 211H8V209H7V212H5V213H1V214H0V230H1L2 228H4L5 230H8V231H9V233L6 234V237H0V238H2V243H1V241H0V263H1V264H11V262H14V261H12V260L14 259L16 252H15L14 247H13V245H12L13 243H11L10 240H14V239L16 240V238H18V237H16V236H18L19 234H18V233H15L16 231H17V232H18V231L21 232L23 229H26V231H27V228H28L29 224H31L32 222H33V223H36V224H40L41 221H45V220H44V219H45V216L42 214V210L40 209L41 207H40V204H39L38 199H37V196H36V187L34 186L31 177H29V175H28V173H27V170H26V167H25L24 163H22V161H21L17 156H15L14 153H12L10 149L7 151ZM35 154H36V153H34V155H35ZM54 154H55V152H54ZM59 154H60V153H59ZM74 154H73V155H74ZM78 154H80V153H78ZM86 154H87V156H88V155L93 156L95 153H94V154H88V153H86ZM96 154H97V153H96ZM110 154H109V156H111ZM113 154H115V153H113ZM116 154H117V153H116ZM120 154H121V152H120ZM128 154H130V152H129ZM164 154H165V153H162L161 155H164ZM176 154H177V153H176ZM251 154H252V153H251ZM17 155H18V154H17ZM19 155H20V154H19ZM23 155H25V153H24ZM36 155H38V154H36ZM55 155H56V154H55ZM71 155H72V154H71ZM117 155H119V154H117ZM117 155H115V156H117ZM146 155H147V154H146ZM161 155H160V156H161ZM180 155H181V154H180ZM2 156H3V154H2ZM4 156H5V155H4ZM20 156H22V153H21ZM29 156H30V155H29ZM57 156H59V155H58V152H57ZM79 156H80V155H79ZM81 156H82V158H83V154H82V153H81ZM81 156H80V158H81ZM87 156H86V157H87ZM94 156H95V155H94ZM96 156H97V155H96ZM98 156H99V155H98ZM106 156H107V155H106ZM113 156H114V155H113ZM115 156H114V157H115ZM121 156H122V154H121ZM125 156H126V154H125ZM139 156H140V155H139ZM143 156H144V155H143ZM165 156H166V155H165ZM168 156H169V154H168ZM0 157H1V156H0ZM86 157H84V158H86ZM114 157H113V158H114ZM152 157H153V156H152ZM174 157H177V156H174ZM249 157H250V156H249ZM249 157H248V158H249ZM26 158H28V157H26ZM29 158H33V157L30 156ZM29 158H28V159H29ZM40 158H41V157H40ZM72 158H73V156L71 157V159H72ZM75 158H77V156H74L73 159H75ZM82 158H81V159H82ZM84 158H83V159H84ZM94 158H95V157H94ZM94 158H93V159H94ZM102 158H103V157H102ZM108 158H109V157H108ZM116 158H117V157H116ZM118 158H119V157H118ZM135 158H136V157H135ZM144 158H146V157H144ZM148 158H149V157H148ZM177 158H178V157H177ZM192 158H193V157H192ZM67 159H68V158H67ZM71 159H69L68 161L70 162ZM73 159H72V161H73ZM87 159H88V158H87ZM110 159H112V157H111ZM120 159H121V158H120ZM140 159H141V157H140ZM155 159H156V158H155ZM161 159H162V158H161ZM185 159H186V158H185ZM190 159H191V158H190ZM32 160H33V159H32ZM77 160H78V159H77ZM89 160H90V159H89ZM114 160H115V159H113V163H114ZM131 160H132V159H131ZM137 160H138V159H137ZM150 160H151V159H150ZM166 160H167V159H164V163H165ZM170 160H173V159H170ZM179 160H180V158H179ZM78 161L80 162V160H78ZM84 161H85V160H84ZM90 161H92V160H90ZM93 161H94V160H93ZM96 161H97V160H96ZM111 161H112V160H111ZM111 161H110V162H111ZM122 161H123V160H122ZM154 161H155V160H154ZM154 161H153V162H154ZM176 161H177V159H176ZM176 161H174V162H176ZM184 161H185V160H184ZM186 161H187V159H186ZM35 162H36V161H35ZM46 162H47V161H46ZM56 162H57V161H56ZM86 162H87V161H86ZM103 162H104V160H103ZM108 162H109V161H108ZM108 162H106V163H108ZM151 162H152V161H151ZM155 162H156V161H155ZM161 162H162V161H161ZM161 162H160V164H161ZM181 162H182V161H181ZM53 163H54V162H53ZM74 163L77 164L76 162H74ZM80 163H81V162H80ZM80 163H79V164H80ZM111 163H112V162H111ZM119 163H120V162H119ZM135 163H136V162H135ZM137 163H138V162H137ZM156 163H157V162H156ZM162 163H163V162H162ZM170 163H172V162H170ZM177 163L179 164V162H177ZM5 164H6V163H5ZM37 164H38V163H37ZM37 164H36V166H37ZM54 164H55V163H54ZM65 164H66V163H64V166H65ZM67 164H68V163H67ZM75 164H74V165H75ZM79 164H78V166H79ZM82 164H83V163H82ZM84 164H85V162H84ZM87 164H88V163H87ZM96 164H97V162H96ZM98 164H99V163H98ZM141 164H143V161H142ZM145 164H146V163H145ZM148 164H149V163H148ZM152 164H154V166H155V163H152ZM167 164H168V163H167ZM189 164H191V163L189 162ZM189 164H188V165H189ZM10 165H9V166H10ZM38 165H39V164H38ZM44 165H45V164H44ZM60 165H61V164H60ZM68 165H70V164H68ZM74 165H72V166H74ZM80 165H81V164H80ZM89 165H90V164H88V165H86V166H89ZM101 165H102V164H101ZM115 165H116V164H115ZM136 165H137V164H136ZM149 165H150V164H149ZM157 165H158V164H157ZM162 165H163V164H162ZM203 165H204V164H203ZM32 166H34V165H32ZM32 166H31V168H32ZM36 166H34V167L36 168ZM62 166H63V165H62ZM81 166L84 167L85 165H81ZM90 166H91V165H90ZM90 166L87 167L88 170H89V168L92 167V166H91V167H90ZM98 166H99V165H98ZM160 166H161V165H160ZM160 166H159V167H160ZM163 166L165 167L166 165H163ZM167 166H168V165H167ZM177 166H178V165H177ZM177 166H175V167H177ZM192 166H193V165H192ZM192 166H190V167H192ZM204 166H205V165H204ZM11 167H12V166H11ZM45 167H46V166H45ZM47 167H48V166H47ZM51 167H52V166H51ZM68 167H70V166H68ZM108 167H109V166H108ZM131 167H133V165H132ZM145 167H146V166H145ZM151 167H152V166H151ZM157 167H158V166H157ZM159 167H158V168H159ZM214 167H215V166H214ZM38 168H39V166H38ZM59 168H60V167H59ZM70 168H72V167H70ZM73 168H74V167H73ZM134 168H136V167H134ZM146 168H147V167H146ZM153 168L155 169V167H153ZM153 168H151V170L154 171ZM162 168H163V167H162ZM162 168L160 167V169H162ZM170 168H171V167H169V168H167V169H170ZM184 168H185V167H184ZM217 168H218V167H217ZM3 169H4V168H3ZM7 169H9L8 166H7ZM7 169H5V170H7ZM56 169H57V168H56ZM63 169H64V168H63ZM63 169H62V171H65L67 168H66L65 170H63ZM68 169H69V168H68ZM83 169H84V168H83ZM83 169H81V172L83 171ZM94 169H96V168H94ZM98 169H99V168H98ZM103 169H104V168H103ZM112 169H113V168H112ZM115 169H116V168H115ZM122 169H124V168H122ZM137 169H139V167H138ZM140 169H141V168H140ZM160 169H159V170H160ZM189 169H190V168H189ZM225 169H226V168H225ZM52 170H53V169H52ZM69 170H70V169H69ZM124 170H125V169H124ZM127 170H128V169H127ZM141 170H142V169H141ZM157 170H158V169H157ZM157 170L155 169V171L153 172L156 176H157V174H156V171H157ZM159 170H158L157 172H159ZM173 170H174V171H171V172H175V169H173ZM218 170H219V169H218ZM230 170H231V169H230ZM235 170H236V169H235ZM43 171H44V170H43ZM43 171H42V172H43ZM45 171H46V169H45ZM49 171H51V168L49 169ZM67 171H68V170H67ZM73 171H74V169H73ZM91 171H92V170H89V172H91ZM93 171H94V170H93ZM100 171H101V170H100ZM132 171H133V170H132ZM142 171H143V170H142ZM145 171H147V170L145 169ZM162 171H163V169H162ZM179 171H180V170H179ZM186 171H187V170H186ZM224 171H225V170H224ZM227 171H228V168H227ZM32 172H33V171H32ZM42 172H38V174H39V173H42ZM47 172H48V170H47ZM51 172H52V171H51ZM57 172H58V171H57ZM69 172H71V171H69ZM69 172H68V173H69ZM78 172H80V171H78ZM85 172H87V171H85ZM128 172H129V171H128ZM135 172L137 173L138 171L135 170ZM139 172H141V171L139 170ZM151 172H152V171H151ZM183 172H184V171H183ZM213 172H214V171H213ZM222 172H223V171H222ZM5 173H6V172H5ZM10 173H11V172H10ZM55 173H56V170H55ZM55 173L53 172V175H54ZM58 173H59L60 176H61V175L63 176V173H64V172H62V174H60V172H58ZM58 173H57V176H58ZM75 173H76V171H75ZM75 173H74V174H75ZM110 173H111V172H110ZM110 173H109V174H110ZM143 173H144V171H143ZM146 173H147V172H146ZM148 173H149V172H148ZM159 173H161V171H160ZM163 173H164V172H163ZM168 173H169V172H168ZM175 173H176V172H175ZM175 173H174V174H175ZM178 173H179V172H178ZM234 173H235V172L232 171V174H231V175H233ZM236 173H239V172H236ZM35 174H36V173H35ZM38 174H37V175H38ZM44 174H46V173H44ZM69 174H70V173H69ZM69 174H67V175H69ZM80 174H81V173H80ZM86 174H87V173H85V175H86ZM100 174H102V173H100ZM100 174H99V175H100ZM129 174H130V173H129ZM134 174H135V173H134ZM141 174H142V172H141ZM179 174H180V173H179ZM184 174H185V173H184ZM205 174H206V173H205ZM205 174H204V175H205ZM207 174H208V173H207ZM217 174H218V173H217ZM221 174H222V173H221ZM223 174H224V173H223ZM4 175H5V176H8V174H4ZM33 175H34V174H33ZM48 175H49V172H48ZM55 175H56V174H55ZM67 175H66V176H67ZM77 175H79V173H77ZM81 175H82V174H81ZM99 175H98V176H99ZM102 175H103V174H102ZM115 175H119V174H118V173H115ZM131 175H132V174H131ZM144 175H145V173H144ZM148 175H149V177H150L151 174H147V177H148ZM155 175H154V176H155ZM159 175H160V174H159ZM159 175H158V176H159ZM171 175H172V177L174 178V176H175L176 174H175L174 176H173V174H171ZM187 175H188V174H187ZM208 175H209V174H208ZM208 175H207V176H208ZM212 175H213V174H211V176H212ZM214 175H216V174L214 173ZM226 175H227V174H226ZM226 175H225V176H226ZM239 175H240V174H239ZM1 176H3V175H1ZM9 176H11V175L9 174ZM9 176H8V177H9ZM38 176H39V175H38ZM38 176H37V177H38ZM66 176H65V178L63 177L65 180H66ZM69 176H70V175H69ZM87 176H89V174H88ZM103 176H104V175H103ZM122 176L124 177V175H122ZM127 176H128V175H127ZM133 176H135V175H133ZM137 176H138V175H137ZM139 176H140V175H139ZM145 176H146V175H145ZM145 176H143V177H141V178H143V180H144V177H145ZM154 176L152 175V177H154ZM156 176H155V177H156ZM161 176H162V174H161ZM163 176L165 177V175H163ZM181 176H182V175H181ZM181 176H179V177H181ZM184 176H185V175H184ZM195 176H197V175H195ZM218 176H219V175H218ZM3 177H4V176H3ZM8 177H6V178H8ZM37 177H36V178H37ZM46 177H48V178L51 179V180L54 178V176H53L52 178H50L51 176H46ZM74 177H75V176H74ZM81 177H82V176H81ZM81 177H77L76 179L81 178ZM111 177H112V176H111ZM113 177H114V176H113ZM125 177H126V174H125ZM129 177H130V175H129ZM166 177H168V178H167V180H168V179H169V175L166 176ZM170 177H171V176H170ZM172 177H171V178H172ZM212 177H213V176H212ZM214 177H215V176H214ZM221 177H223V176L221 175ZM230 177H231V176H230ZM234 177H235V176H234ZM234 177H233V178H234ZM238 177H239V176H237V177H235V178L237 179ZM32 178H33V176H32ZM38 178H40V180H41L42 177L40 176V177H38ZM48 178H47V179H48ZM55 178H56V177H55ZM58 178H59V177H58ZM71 178H72V177H71ZM103 178H104V180L107 181V179L110 178V177H109L108 174H107V177H106L107 179H105V176H104ZM133 178H135V177H133ZM141 178H140V179H141ZM171 178H170V179H171ZM176 178H177V177H176ZM192 178H194V177H192ZM203 178H204V177H203ZM248 178H249V177H248ZM8 179H10V178H8ZM42 179H43V178H42ZM44 179H45V178H44ZM47 179H46V180H47ZM59 179H60V178H59ZM67 179H69V178L67 177ZM72 179H73V178H72ZM76 179H75V180H76ZM84 179H85V178H84ZM110 179H111V178H110ZM130 179H131V178H130ZM137 179H138V177H137ZM150 179H151V178H150ZM154 179H155V178H153V180H154ZM165 179H166V178H165ZM184 179H185V178H184ZM190 179H191V178H190ZM253 179H254V178H253ZM253 179H252V180H253ZM1 180H2V178H1ZM4 180H6V179L4 178ZM46 180H45V181H46ZM53 180H54V179H53ZM56 180H57V179H56ZM78 180H79L78 182H80V180H83V179L81 178V179H78ZM97 180H99V178H98ZM112 180H113V181L115 180V182H116V183H115L116 186H117V187H120V183H119V181H120V180H125V179L122 178L121 176H120V177L118 176V177H114V178H112ZM112 180H111L110 183H112ZM143 180H142V184H143V182H145V181H143ZM145 180H146V179H145ZM151 180H152V179H151ZM155 180L159 181L157 178H156ZM155 180H154V182H155ZM167 180H162V181H163V182L165 181V184H166ZM176 180H177V179H176ZM178 180H180V179H178ZM187 180H188V179H187ZM196 180H197V179H196ZM196 180H195V181H196ZM233 180H234V179H233ZM255 180H256V179H255ZM45 181H43V183H44ZM54 181H55V180H54ZM61 181H63V180H61ZM61 181H60V182H61ZM67 181H68V180H67ZM69 181H70V180H69ZM86 181H87V178H86ZM125 181H126V180H125ZM132 181H133V180H132ZM132 181H130V182H132ZM140 181H141V180H140ZM162 181H161V182H162ZM171 181H173V180H171ZM201 181H203V180H201ZM210 181H211V180H210ZM217 181H218V180H217ZM5 182H10V181H5ZM49 182H50V180H49ZM63 182H64V181H63ZM65 182H66V181H65ZM65 182H64V183H65ZM82 182H83V181H82ZM89 182H91V181H89ZM123 182H124V181H123ZM163 182H162V184H164ZM168 182H169V180H168ZM180 182H181V181H180ZM183 182H184V181H183ZM197 182H199V181H197ZM197 182H196V183H197ZM218 182H219V181H218ZM254 182H255V181H254ZM3 183H4V182H2V184H3ZM36 183H37V182H36ZM39 183L41 184V181H40ZM53 183H54V182H53ZM61 183H62V182H61ZM70 183H71V182H70ZM100 183H101V182H100ZM108 183H109V182H108ZM134 183H135V181H134ZM137 183H140V184H141V182H137ZM137 183H136V186H137ZM150 183H151V181H150ZM170 183H171V182H170ZM170 183H169V184H170ZM174 183H175V182H174ZM186 183H188V181H187ZM186 183H185V184H186ZM192 183H193V182H192ZM192 183H191V184H192ZM207 183H208V182H207ZM235 183H236V181H235ZM235 183H234V184H235ZM9 184H10V183H9ZM11 184H14V183H11ZM51 184H52V183H51ZM55 184H56V183H55ZM62 184H63V183H62ZM65 184H66V183H65ZM72 184H73V183H72ZM79 184H80V183H79ZM81 184H83V183H81ZM89 184H90V183H89ZM125 184H127V182H126ZM129 184H130V183H129ZM154 184H155V183H154ZM158 184H160V181H159V183H157V185H158ZM179 184H180V183H179ZM188 184H190V182H189ZM188 184H186V186H187ZM198 184H199V183H198ZM198 184H197V185H198ZM3 185H4V184H3ZM5 185H7V183H6ZM67 185H68V184H67ZM77 185H78V184H77ZM77 185L75 184V186H77ZM86 185H87V183H86ZM90 185H91V184H90ZM107 185H108V184H107ZM150 185H151V184H149L148 186H150ZM175 185H176V184H175ZM192 185H193V184H192ZM197 185H196V186H197ZM235 185H236V184H235ZM237 185H238V184H237ZM1 186H2V185H0V187H1ZM36 186H37V185H36ZM44 186H45V184H44ZM48 186H49V184H48ZM48 186H47L46 188H49ZM52 186H53V185H52ZM56 186H57V185H56ZM69 186H70V185H69ZM80 186H81V185H80ZM100 186H101V185H100ZM126 186H127V185H126ZM136 186H135V187H136ZM142 186H144V184H143ZM167 186H169V185L166 184V188H167V190H168V187H167ZM177 186H178V184H177ZM184 186H185V185H184ZM196 186H195V188H196ZM199 186H202V185L200 184ZM255 186H256V185H255ZM3 187H4V186H3ZM53 187H54V186H53ZM66 187H68V186H66ZM66 187H65V188H66ZM83 187H84V186H83ZM87 187H89V185H88ZM114 187H115V185H114ZM129 187H130V186H129ZM132 187H133V186H132ZM137 187L139 188V186H137ZM158 187H159V186H158ZM163 187H164V185H163ZM213 187H214V186H213ZM240 187H241V185H240ZM4 188H5V187H4ZM10 188H11L10 190H12V187H11V186H10ZM39 188H40V187H39ZM42 188H43V187H42ZM50 188H51V187H50ZM54 188H55V187H54ZM54 188H53V189H54ZM79 188H80V187L77 188V190H78L77 192L80 191ZM106 188H107V187H106ZM121 188H122V187H121ZM133 188H134V187H133ZM133 188H131V189H133ZM142 188H144V187H142ZM147 188H148V187H147ZM166 188H165V189H166ZM193 188H194V187H193ZM199 188H200V187H199ZM216 188H217V187H216ZM254 188H255V187H254ZM6 189H8V187H7ZM6 189H5V190H6ZM53 189H52V191H54ZM55 189H57V188H55ZM59 189H60V188H59ZM62 189H63V188H62ZM89 189H91V188H89ZM103 189H104V187H103ZM103 189H102V190H103ZM109 189H111V188H109ZM122 189H123V188H122ZM153 189H154V187H153ZM173 189H175V188L173 187ZM173 189H172V187H171V189H170V192H171V193H172L171 190H173ZM181 189H182V188H181ZM186 189H187V188H186ZM200 189H201V188H200ZM200 189H199V191H200ZM243 189H244V188H243ZM0 190H1V189H0ZM38 190H39V189H38ZM42 190H43V189H42ZM48 190H50V189H48ZM57 190H58V189H57ZM69 190H70V189H69ZM95 190L98 191V188L95 189ZM104 190H105V189H104ZM112 190H113V187H112ZM126 190H128V189H126ZM139 190H140V189H139ZM143 190H144V189H143ZM143 190H142V191H143ZM154 190H156V188H155ZM163 190H164V188H163ZM163 190H162V191H163ZM176 190H178L177 187H176ZM187 190H189V188H188ZM192 190H193V189H192ZM194 190H196V189H194ZM244 190H245V189H244ZM256 190H257V189H256ZM1 191H3V190H1ZM63 191H64V190H63ZM74 191H75V190H74ZM92 191H93V189H92ZM99 191H101V190H99ZM121 191H122V190H120V192H121ZM132 191H133V190H132ZM132 191H131V192H132ZM135 191H136V188H135ZM140 191H141V190H140ZM144 191H146V190H144ZM144 191H143V193H145ZM173 191H174V190H173ZM178 191H180V190H178ZM197 191H198V188H197ZM213 191H214V190H213ZM262 191H264V190H262ZM9 192H10V191H9ZM72 192H73V191H72ZM72 192H71V193H72ZM81 192H82V191H81ZM84 192H86V191L84 190ZM84 192H83V193H84ZM88 192H90V191H88ZM88 192H87V193H88ZM102 192H103V191H102ZM110 192H111V191H110ZM110 192H109V193H110ZM131 192H130V193H131ZM138 192H139V191H138ZM146 192H147V191H146ZM153 192H154V191H153ZM185 192H187V191L185 190ZM194 192H195V191H194ZM217 192H218V191H217ZM19 193H17V194H19ZM40 193H41V192H40ZM49 193H50V192H49ZM57 193H58V191H57ZM63 193H64V192H63ZM65 193H66V192H65ZM67 193H68V192H67ZM69 193H70V192H69ZM87 193H86V194H87ZM95 193H96V192H95ZM139 193H140V192H139ZM154 193H159V192H154ZM167 193H168V192H167ZM167 193H166V194H167ZM176 193H178V192H176ZM180 193H181V192H180ZM180 193H179V195H180ZM192 193H193V192H192ZM232 193H233V192H232ZM234 193H235V192H234ZM243 193H244V192L242 191L241 194H243ZM250 193H251V192H250ZM20 194H19V195H20ZM43 194H45V193L42 192V196H43ZM46 194H47V193H46ZM55 194H56V193H55ZM72 194H74V193H72ZM77 194H78V193H77ZM96 194H98V193H96ZM99 194H100V196H101V194L103 195V193H99ZM112 194H113V193H112ZM115 194H116V193H115ZM115 194H114V195H115ZM120 194H121V193H120ZM127 194H128V193H127ZM132 194H133V192H132ZM151 194H152V193H151ZM169 194H170V193H169ZM174 194H175V191H174ZM241 194H240V196H241ZM244 194H245V193H244ZM4 195H5V194H4ZM8 195H9V194H8ZM40 195H41V194H40ZM49 195H51V194H49ZM57 195H58V194H57ZM57 195H56V196H57ZM90 195H91V193H90ZM130 195H131V194H130ZM134 195H135V194H134ZM145 195H146V194H145ZM145 195H144V196H145ZM153 195H154V194H152V196H153ZM160 195H162V194L160 193ZM163 195H164V194H163ZM163 195H162V196H163ZM214 195H215V193H214ZM235 195H236V194H235ZM0 196H1V192H0ZM10 196H11V194H10ZM38 196H39V195H38ZM52 196H53V195H52ZM58 196H59V195H58ZM61 196H62V195H61ZM61 196H60V197H61ZM63 196H64V195H63ZM80 196H81V195H80ZM82 196H84V195H82ZM100 196L98 195V197H100ZM103 196H104V195H103ZM103 196H102V197H103ZM108 196H109V195H108ZM140 196H141V195H140ZM142 196H143V195H142ZM144 196H143V198H144ZM157 196H158V195H157ZM162 196H160V197H162ZM164 196H166V195H164ZM186 196H187V194H186ZM191 196H192V195H191V193H190V197H191ZM222 196H224V195H222ZM227 196H228V195H227ZM232 196H234V195H232ZM19 197H20V196H19ZM39 197H40V196H39ZM46 197H48V196L45 195V198H46ZM50 197H51V196H50ZM70 197H71V196H70ZM73 197H74V196H73ZM78 197H79V195H78ZM78 197H77V198H78ZM102 197H101V198H102ZM137 197H138V195H137ZM137 197H136V198H137ZM150 197H151V195H150ZM160 197L158 196L157 198H160ZM166 197L168 198V196H166ZM173 197H174V195H173ZM190 197H189V200L191 199ZM192 197H193V196H192ZM212 197H213V196H212ZM216 197H217V196H216ZM216 197H215V198H216ZM220 197H221V196H220ZM45 198H44V199H45ZM54 198H56V197H54ZM63 198H64V197H63ZM86 198H87V197H86ZM89 198H91V197H89ZM92 198H94V197L92 196ZM114 198H116V197H114ZM117 198H119V197H117ZM131 198H132V197H131ZM131 198H130V199H131ZM138 198H140V197H138ZM154 198H155V197H154ZM218 198H219V197H218ZM231 198H232V197H231ZM243 198H244V197H243ZM18 199H19V198H18ZM60 199H62V197H61ZM71 199H72V197H71ZM119 199H120V198H119ZM127 199H128V198H127ZM141 199H142V197H141ZM152 199H153V198H151V199L149 198V199H147V200H150V201H151ZM161 199H163V197H162ZM169 199H170V198H169ZM174 199H175V197H174ZM183 199H184V198H183ZM212 199H213V198H212ZM229 199H230V198H229ZM229 199H228V200H229ZM251 199H252V198H251ZM55 200H57V199H55ZM55 200H54V201H55ZM103 200H104V198H103ZM108 200H109V199H108ZM116 200H117V199H116ZM138 200H139V199H138ZM145 200H146V199H145ZM158 200H160V199H158ZM214 200H215V199H214ZM228 200H227V202H228ZM230 200H231V199H230ZM230 200H229V201H230ZM40 201H41V199H40ZM45 201H46V199H45ZM62 201H63V200H62ZM64 201H65V200H64ZM77 201H78V200H77ZM77 201H76V202H77ZM82 201H83V200H82ZM99 201H100V200H99ZM99 201H98V202H99ZM109 201H110V200H109ZM127 201H128V200H127ZM131 201H132V199H131ZM133 201H135V200H133ZM136 201H137V199H136ZM136 201H135V202H136ZM140 201H141V200H140ZM152 201H154V200H152ZM152 201H151V202H152ZM155 201H156V199H155ZM163 201H166V200L163 199ZM163 201H161V202L159 201L160 204H161ZM169 201H170V200H169ZM169 201H168V203H169ZM173 201H176V199L173 200ZM212 201H213V200H211V202H212ZM244 201H246V198H245ZM66 202H67V201H66ZM76 202H75V203H76ZM98 202H97V203H98ZM147 202H148V201H147ZM151 202H150V203H151ZM183 202H185V201H183ZM240 202H243V201H240ZM41 203H42V201H41ZM46 203H47V202H46ZM46 203H45V204H46ZM53 203H54V202H53ZM56 203H57V202H56ZM59 203H61V201H60ZM63 203H64V202H63ZM67 203H68V202H67ZM71 203H72V202H71ZM75 203H74V204H75ZM81 203H83V202H81ZM85 203H86V202H85ZM92 203H93V202H92ZM99 203H100V202H99ZM112 203H113V202H112ZM136 203H137V202H136ZM136 203H134V204H136ZM152 203H153V204H154V203L156 204V202H152ZM164 203L166 204V202H164ZM219 203H221V202H219ZM223 203H224V202H223ZM245 203H246V202H245ZM45 204H44V206H45ZM48 204H50V203H48ZM72 204H73V203H72ZM93 204H94V203H93ZM110 204H111V203H110ZM145 204H146V203H145ZM145 204H144V202H143V205H145ZM155 204H154V205H155ZM162 204H163V203H162ZM165 204H164V205H165ZM177 204H178V203H177ZM213 204H215V202H213ZM216 204H217V203H216ZM234 204H235V203H234ZM246 204H247V203H246ZM5 205H6V204H5ZM46 205H47V204H46ZM50 205H51V204H50ZM52 205H55V204H52ZM61 205H62V204H61ZM77 205H78V203H77ZM82 205H83V204H81V208H83ZM97 205H98V207H99V204H97ZM102 205H103V204H102ZM104 205L106 206V204H104ZM112 205H113V204H112ZM112 205H111V206H112ZM136 205H137V204H136ZM141 205H142V204H141ZM146 205H148V204H146ZM154 205H153V206H154ZM168 205H169V204H168ZM219 205H220V204H219ZM224 205H226V203H225ZM247 205H248V206H247V207L245 206L246 208L244 207V209H247L248 207L251 206V205H249V204H247ZM253 205H254V204H253ZM8 206H10V205H8ZM8 206H6V207H8ZM70 206H71V205H70ZM83 206H84V209H85V204H84ZM125 206H126V205H125ZM130 206H131V205H130ZM137 206H138V205H137ZM158 206H160V205H158ZM166 206H167V205H166ZM166 206H165V207H166ZM183 206H184V205H183ZM185 206H186V205H185ZM0 207H1V204H0ZM53 207H54V206H53ZM100 207H101V205H100ZM112 207H113V206H112ZM114 207H115V206H114ZM131 207L133 208L134 205L131 206ZM54 208H55V207H54ZM75 208H76V207H75ZM117 208H118V207H117ZM117 208H116V209H117ZM121 208H122V207H121ZM126 208H127V207H126ZM134 208H135V207H134ZM134 208H133V209H134ZM136 208H137V207H136ZM138 208H139V207H138ZM143 208H144V207H143ZM153 208H154V207H153ZM168 208H169V207H168ZM171 208H172V206H171ZM180 208H181V207H180ZM194 208H195V207H194ZM213 208H214V207H213ZM250 208H251V207H250ZM254 208H255V207H254ZM1 209H2V208H1ZM46 209H49V208H46ZM46 209H45V210H46ZM70 209H71V207H70ZM84 209H82V210H84ZM93 209H94V208H93ZM127 209H128V208H127ZM127 209H126V210H127ZM173 209H174V208H173ZM175 209H177V208L175 207ZM186 209H187V207H186ZM186 209L184 208V210H186ZM188 209H189V208H188ZM219 209H220V208H219ZM227 209H230V208H227ZM237 209H238V208H237ZM2 210H3V209H2ZM53 210H54V209H53ZM57 210H58V209H57ZM66 210H67V209H66ZM66 210H65V211H66ZM98 210H99V209H98ZM123 210H124V209H123ZM136 210H137V209H136ZM152 210H153V209H152ZM160 210H161V208H160ZM165 210H166V209H165ZM168 210H169V212H172V211H173V210L171 211V209H168ZM189 210H190V209H189ZM255 210H256V209H255ZM55 211H56V209H55ZM61 211H62V209H61ZM70 211H71V210H70ZM87 211H88V209H86L85 213H86ZM102 211H103V209H102ZM108 211H109V210H108ZM116 211H120V210H116ZM134 211H135V209H134ZM148 211H150V210H148ZM155 211H157V210H155ZM158 211H159V210H158ZM158 211H157V212H158ZM179 211H180V210H179ZM191 211H193V210H191ZM228 211H229V210H228ZM228 211H227V212H228ZM257 211H258V210H257ZM46 212H47V211H46ZM83 212H84V211H83ZM88 212H89V211H88ZM92 212H93V211H92ZM103 212H104V211H103ZM113 212H114V211H113ZM131 212H133V211H131ZM165 212H167V214H168V211H165ZM187 212H188V211H187ZM255 212H256V211H255ZM255 212H253V213L255 214ZM68 213H69V212H68ZM97 213H99V212H97ZM97 213H96V214H97ZM106 213H108V212H106ZM121 213H123V212H121ZM134 213H135V212H134ZM140 213H141V212H140ZM155 213H156V212H155ZM160 213H161V212H160ZM160 213H159V214H160ZM172 213H173V212H172ZM181 213H182V212H181ZM230 213H231V212H230ZM48 214H49V212H48ZM53 214H56V213L54 212ZM53 214H52V215H53ZM69 214H70V213H69ZM73 214H74V212H73ZM76 214H77V213H76ZM86 214H87V213H86ZM92 214L94 215V213H92ZM136 214H139V213L136 212ZM169 214H170V213H169ZM174 214H175V212H174ZM178 214H179V213H178ZM226 214H227V213H226ZM60 215H61V214H60ZM93 215H92V216H93ZM102 215L106 216V218H107V216H108V215H105V213L102 214ZM102 215H101V216H102ZM113 215H114V214H113ZM117 215H118V214H117ZM140 215H142V214H140ZM152 215H153V213H152ZM170 215H172V214H170ZM170 215H168L169 218L171 217ZM176 215H177V214H176ZM237 215H238V213H237ZM245 215H246V214H245ZM255 215H256V214H255ZM46 216H48V215H46ZM53 216H55V215H53ZM80 216L82 217L83 215H80ZM89 216H90V215H89ZM95 216L97 217V215H95ZM98 216H99V215H98ZM119 216H120V215H119ZM122 216H123V214H122ZM130 216H131V214H130ZM132 216H133V215H132ZM143 216H145V215H143ZM146 216H148V215H146ZM154 216H159V215H154ZM225 216H226V215H225ZM256 216H257V215H256ZM49 217H50V216H49ZM60 217H61V216H60ZM63 217H65V216H63ZM84 217H85V216H84ZM87 217H88V216H87ZM90 217H91V216H90ZM126 217H127V216H126ZM151 217H152V216H151ZM162 217H163V216H161L160 218H162ZM179 217H180V216H178V219H180ZM184 217H185V216H184ZM226 217H232V216H229V215H228V216H226ZM246 217H247V215H246ZM246 217H245V218H246ZM68 218H69V217H68ZM68 218H67V216H66V219H67V220H68ZM74 218H76V215H74ZM100 218H101V217H100ZM111 218H112V216H111ZM158 218H159V217H158ZM160 218H159V219H160ZM169 218H168V219H169ZM171 218H172V217H171ZM171 218H170V219H171ZM185 218H186V217H185ZM255 218H259V217H255ZM53 219H54V218H53ZM56 219H57V217H56ZM61 219H62V218H61ZM87 219H89V218H87ZM95 219H96V218H95ZM95 219H94V217H92V220H95ZM97 219H98V218H97ZM97 219H96V221H97ZM101 219H103V218H101ZM101 219H100V220H101ZM127 219H128V218H127ZM134 219H135V218H134ZM142 219H143V218H142ZM144 219H145V218H144ZM144 219H143V222L145 221ZM150 219H152V218H150V216H149V220H150ZM253 219H254V218H253ZM54 220H55V219H54ZM72 220H73V219H72ZM83 220H84V218H83ZM105 220H107V219H105ZM139 220H140V219H139ZM153 220H155V219H153ZM161 220H162V219H161ZM188 220H189V219H188ZM188 220H187V221L185 220L187 224H188ZM190 220H191V219H190ZM190 220H189V222H190ZM246 220H247V219H246ZM255 220H256V219H255ZM260 220H261V221H264V220H262V219H260ZM70 221H71V220H70ZM78 221H80V220H78ZM102 221H104V219H103ZM119 221H120V219H119ZM121 221H122V220H121ZM128 221H130V220L128 219ZM135 221H136V220H135ZM147 221H148V219H147ZM150 221H151V220H150ZM157 221H158V219H157ZM162 221H163V220H162ZM170 221H171V220H170ZM173 221H174V220H173ZM229 221H230V220H229ZM249 221H250V220H249ZM257 221H258V220H257ZM45 222H46V221H45ZM45 222H44V223H45ZM47 222H48V221H47ZM55 222H56V221H55ZM57 222H58V221H57ZM85 222H86V221H85ZM87 222H88V221H87ZM97 222H98V221H97ZM97 222L94 221V223H97ZM124 222H125V221H124ZM155 222H156V221H154V223H155ZM163 222H164V221H163ZM165 222H166V220H165ZM181 222H182V221H181ZM183 222H184V221H183ZM191 222H192V220H191ZM191 222H190V223H191ZM222 222H223V221H222ZM232 222H233V221H232ZM259 222H260V221H259ZM44 223H42V224H44ZM71 223H72V221H71ZM71 223L69 222L70 225H71ZM92 223H93V221H92ZM101 223H102V222H101ZM105 223H106V222H105ZM128 223H130V222H128ZM132 223H133V222H131V224H132ZM135 223H136V222H135ZM176 223H178V222H176ZM179 223H180V222H179ZM193 223H194V222H193ZM226 223H227V222H226ZM237 223H238V222H237ZM248 223H249V222H248ZM50 224H51V223H50ZM57 224H59V223H57ZM63 224H64V223H63ZM72 224H73V223H72ZM79 224L81 225V223L78 222L77 225H79ZM122 224H125V223H122ZM141 224H142V222H141ZM145 224H146V223H145ZM147 224H148V223H147ZM147 224H146V225H147ZM150 224H151V223H150ZM160 224H162V226L165 225V224L162 223V222H161ZM191 224H192V223H191ZM191 224H189V225L191 226ZM220 224H221V223H220ZM241 224H242V223H241ZM251 224H252V223H251ZM253 224H254V223H253ZM256 224L259 225L258 223H256ZM47 225H48V224H47ZM51 225H52V224H51ZM67 225H68V224H67ZM91 225H92V224H91ZM96 225H97V224H96ZM102 225H103V223H102ZM105 225H106V224H105ZM126 225H128V224H126ZM126 225H125V226H126ZM151 225H152V224H151ZM194 225H195V224H194ZM196 225L198 226V224H196ZM243 225H244V224H243ZM33 226H34V225H33ZM33 226H32V227H33ZM45 226H46V224H45ZM82 226H83V225H82ZM88 226H90L89 223H88ZM93 226H94V224H93ZM93 226H92V227H93ZM121 226H122V225H121ZM128 226H129V225H128ZM136 226H137V225H136ZM141 226H142V225H141ZM148 226H149V225H148ZM156 226H157V225H156ZM160 226H161V225H160ZM160 226H159V228L161 229ZM166 226H167V225H166ZM178 226H179V225H178ZM186 226H187V225H186ZM197 226H196V227H197ZM219 226H220V225H219ZM30 227H31V225H30ZM65 227H66V225L64 224V229H63L64 231H65V229H66ZM68 227H70V226H68ZM68 227H67V228H68ZM74 227L76 228L77 226H73L72 228L74 229ZM78 227H79V226H78ZM104 227H105V226H103V228H104ZM106 227H107V226H106ZM106 227H105V228H106ZM153 227H154V226H153ZM171 227H172V226H171ZM180 227H182V226L180 225ZM183 227H184V226H183ZM183 227H182V228H183ZM205 227H206V226H205ZM234 227H235V226H234ZM237 227H238V226H237ZM57 228H58V227H56L55 230H53V231L57 232V231H56ZM85 228H86V227H85ZM107 228H108V227H107ZM113 228H115V227H113ZM119 228H121L120 225H119ZM123 228H124V227H123ZM123 228H122V229H123ZM125 228H126V227H125ZM125 228H124V230H125ZM131 228H132V227H131ZM146 228H147V227H146ZM146 228L143 229L144 231H143V234H141V236H142L141 239H142L143 241L150 242V245H148V248H149L152 252H154L155 250L157 251V250L159 249V250H160V253H161L162 255H163V254H166V253H164L165 251L163 250V245H164V244L167 245L166 243L169 242V240H167V242L165 241L166 243H163V242H162L163 240L158 242V241L156 240L155 234H153V232H152L153 230L151 231V230L149 229V228H151V227H149V228H147V229H146ZM182 228H181V229H182ZM193 228H195V227H193ZM218 228H221V227H218ZM53 229H54V228H53ZM59 229H61V228H59ZM59 229H58V230H59ZM79 229H80V228H79ZM79 229H78V230H79ZM87 229H90V228H87ZM92 229H93V228H92ZM135 229H136V227H135ZM151 229H153V228H151ZM154 229L156 230L155 227H154ZM181 229H178L179 232H181ZM183 229H185V227H184ZM186 229H187V230L190 229L189 226H187ZM233 229H234V228H233ZM241 229H242V228H241ZM241 229H240V230H241ZM244 229H245V228H244ZM250 229H251V227H250ZM2 230H3V229H2ZM36 230H37V229H35V231H36ZM101 230H102V229H101ZM104 230H105V229H104ZM155 230H154V232H155ZM170 230H171V229H170ZM174 230H175V229H174ZM194 230H195V229H194ZM240 230H239V232H240V233L243 232L242 234H245L244 231L247 232V229L242 230V231H240ZM253 230H254V229H253ZM8 231H7V232H8ZM26 231H24V232H26ZM37 231H38V230H37ZM40 231H41V230H40ZM49 231H50V230H49ZM51 231H52V230H51ZM88 231H90V230H88ZM102 231H103V230H102ZM105 231H106V230H105ZM108 231H109V230H108ZM110 231H112V230H110ZM118 231H120V229H118ZM127 231H128V230H127ZM135 231H136V230H135ZM137 231H138V230H137ZM188 231H189V230H188ZM188 231H187V232L185 231V232H186V233H190V232H191V231H189V232H188ZM225 231H226V230H225ZM232 231H234V230H231V231L228 230V233H230V232H232ZM237 231H238V230H237ZM84 232H85V234L88 233V232H86L85 230H84ZM92 232H93V231H92ZM92 232H91V233H92ZM103 232H104V231H103ZM140 232H141V231H139V233H140ZM183 232H184V231H183ZM183 232H182V233H183ZM185 232H184V233H185ZM194 232H195V231H194ZM208 232H209V231H208ZM258 232H259V233L261 232L260 234H262V235L264 236V222H262L261 225H259ZM30 233H31V232H30ZM33 233H36V232H33ZM53 233H54V232H52V234H53ZM58 233H60V232H58ZM61 233H64V232H61ZM82 233H83V231H82ZM91 233H90V234H91ZM95 233H96V232H95ZM104 233H105V232H104ZM106 233H107V231H106ZM106 233H105V234H106ZM110 233H113V232H110ZM119 233H121V232H119ZM182 233H179V234L182 236ZM206 233H207V232H206ZM206 233H205V234H206ZM225 233H226V232H225ZM235 233L237 234V232H235ZM259 233H258V234H259ZM22 234H23V233H22ZM26 234H28V233H26ZM39 234L42 235L41 233H39ZM65 234H66V233H64V235H65ZM113 234H114V233H113ZM123 234H124V233H123ZM163 234H164V233H163ZM177 234H178V233H177ZM209 234H210V233H209ZM251 234H252V233H251ZM254 234H256V233H254ZM254 234H253V235H254ZM258 234H257V236H258ZM260 234H259V235H260ZM7 235H8V237H7ZM23 235H24V234H23ZM40 235H37V237H38V236L40 237ZM66 235H68V234H66ZM83 235H84V234H83ZM92 235H94V234H92ZM103 235H104V234H103ZM106 235H107V234H106ZM111 235H112V234H111ZM120 235L122 236V234H120ZM135 235H136V234H134L133 236H135ZM180 235H179V237H180V239H181V236H180ZM183 235H184V234H183ZM186 235H187V234H186ZM189 235H190V234H189ZM191 235H194V234L191 233ZM191 235H190V236H191ZM197 235H198V234H196V237H197ZM213 235H214V234H213ZM227 235H228V234H227ZM240 235H241V234H240ZM3 236H4V235H3ZM20 236H21V235H20ZM30 236H32V235H30ZM33 236H34V235H33ZM43 236H44V235H43ZM95 236H96V234H95ZM121 236H120V238H121ZM124 236H125V235H124ZM138 236H139V235H138ZM141 236H140V237H141ZM209 236H210V235H209ZM209 236H208V237H209ZM255 236H256V235H255ZM255 236H254V237H255ZM25 237H26V235H25ZM34 237H35V236H34ZM45 237H46V236H45ZM96 237H97V236H96ZM102 237H103V236H102ZM102 237H101V238H102ZM159 237H160V235H159ZM163 237H165V235H164ZM182 237H183V236H182ZM187 237H188V236H187ZM233 237H236V236H233ZM237 237H238V235H237ZM243 237H244V235H243ZM243 237H241V238H243ZM252 237H253V236H252ZM254 237H253V238H254ZM261 237H262V236H261ZM261 237H260L261 240H259V241H262V238H261ZM6 238H8V239H6ZM22 238H23V237H22ZM30 238H31V237H30ZM47 238H48V237H47ZM79 238H80V237H79ZM106 238L108 239V237H106ZM135 238H136V237H135ZM138 238H139V237H138ZM166 238H168V237H166ZM170 238H171V237H170ZM172 238H173L172 240L174 241L175 238H177V237H176V236H175V237L172 236ZM183 238H184V237H183ZM193 238H195V237L193 236ZM193 238H192V239H193ZM239 238H240V236H239ZM244 238H245V237H244ZM257 238H258V237H257ZM38 239H39V238H38ZM136 239H137V238H136ZM189 239H190V238H188L187 240H188V241H191V240H189ZM204 239H206V238H204ZM212 239H214L213 236H212ZM212 239H211V240H212ZM237 239H238V238H236L235 240H237ZM245 239H246V238H245ZM0 240H1V239H0ZM5 240H8V242H7L6 244H4V241H5ZM20 240H21V239H20ZM24 240H25L26 242H29V241H27L26 239H24ZM49 240H50V239H49ZM52 240H53V239H52ZM52 240H50V241H52ZM116 240H117V239H116ZM137 240H140V239H137ZM142 240H141V242H142ZM159 240H161V239L159 238ZM164 240H165V239H164ZM184 240H185V238H184ZM184 240L181 239V240H179V241H184ZM194 240H195V242H198V241H196V239H194ZM230 240H231V239H230ZM233 240H234V239H233ZM235 240H234V241H235ZM253 240H254V239H253ZM257 240H258V239H257ZM17 241H18V240H17ZM32 241H33V240H32ZM34 241H35V240H34ZM43 241H47V240L44 239ZM54 241L56 242V240H54ZM176 241H177V240H176ZM185 241H186V240H185ZM188 241H187V242H188ZM234 241L231 242L230 249H228V250L230 251V253H233V254L236 256L235 260H234V261L232 260V261H233V264H238V263H237V260H238V258H239V256H240V255H239L240 252H238V250H237V244L234 243ZM249 241H250V239H249ZM15 242H16V241H15ZM21 242H22V241H21ZM59 242H60V241H59ZM59 242H58V243H59ZM116 242H118V241H116ZM187 242H185L184 245H186ZM262 242H263V241H262ZM34 243H35V242H34ZM53 243H54V242H53ZM61 243H63V242H61ZM64 243H65V242H64ZM157 243H159V244H157ZM170 243H171V242H170ZM181 243H182V242H181ZM189 243H190V242H188L187 244H189ZM222 243H223V242H222ZM251 243H252V242H251ZM253 243H254V242H253ZM26 244H27V243H26ZM43 244H44V242H43ZM47 244H49V243H47ZM68 244L70 245L71 243H68ZM68 244H65V245H68ZM74 244H75V243H74ZM248 244H249V243H248ZM254 244H255V243H254ZM254 244H253V245H254ZM37 245H39V242L37 243ZM78 245H79V244H78ZM171 245H172V244H171ZM182 245H183V244H182ZM70 246H71V245H70ZM79 246H80V245H79ZM81 246H82V243H81ZM169 246H170V245H169ZM169 246H166V248H168ZM187 246H188V245H187ZM247 246H248V245H247ZM88 247H89V246H88ZM171 247H172V246H171ZM171 247H169V249H170ZM173 247H175V246L173 245ZM184 247H185V246H184ZM218 247L221 248V246H218ZM222 247H223V245H222ZM63 248H64V246H63ZM65 248H66V247H65ZM78 248H79V247H78ZM83 248H84V247H83ZM83 248H82V249H83ZM157 248H158V249H157ZM212 248H213V245H212ZM226 248H227V247H226ZM238 248H239V245H238ZM249 248H250V246H249ZM249 248H247V249H249ZM256 248H258V247H256ZM260 248H261V247H260ZM262 248H264V247H262ZM54 249H55V248H54ZM85 249H86V248H85ZM91 249H92V248H91ZM91 249H89L90 252L92 251ZM98 249H101V248H98ZM164 249H165V247H164ZM185 249H186V250H185ZM185 249H184V250L187 252V247H186ZM199 249H201V250H200V251H198V250L195 251V250H194V251L189 252V253H186V254H185V252H184L185 255L180 256V257L177 259V260H178L177 263H176V262L173 263V262H171V261H167V262L164 263V264H213L214 260H213V257L211 256V253L209 252V253H207V254L204 255V252H203L204 248H203V250H202V248H199ZM40 250H41V249H40ZM58 250L60 251V249H58ZM101 250H102V249H101ZM159 250H158V252H159ZM165 250H166V249H165ZM188 250H189V249H188ZM244 250H245V249H244ZM249 250H250V249H249ZM257 250H258V249H257ZM17 251H18V250H17ZM83 251H84V249H83ZM86 251L88 252V250H86ZM163 251H164V252H163ZM170 251H171V250H170ZM172 251H173V250H172ZM190 251H191V249H190ZM201 251H202L203 253H202ZM206 251H207V250H206ZM229 251H228V252H229ZM252 251H253V250H252ZM262 251H263V250H262ZM28 252H29V251H28ZM81 252H82V251H81ZM84 252H85V251H84ZM84 252H83V253H84ZM97 252H98V251H97ZM105 252H108V251H105ZM255 252H256V251H255ZM93 253H94V252H93ZM230 253H229V254H230ZM257 253H258V252H257ZM259 253H260V252H259ZM51 254H52V253H51ZM56 254L58 255L59 253L57 252ZM70 254H72V253H70ZM84 254H87V253H84ZM103 254H104V251H103ZM109 254H110V253H109ZM169 254H170V252H169ZM174 254H175V252H174ZM244 254H245V253H244ZM261 254H262V253H261ZM43 255H44V254H43ZM48 255H49V254H48ZM48 255H47V256H48ZM57 255H56V256H57ZM91 255H93V254L91 253V254L89 255V253H88V256L92 257ZM95 255H99V254H95ZM105 255H106V253H105ZM167 255H168V252H167ZM227 255H228V254H227ZM230 255H231V254H230ZM230 255H229V257H230ZM254 255H255V254H254ZM49 256H52V255H49ZM71 256H73V255H71ZM75 256H76V255H75ZM93 256H94V255H93ZM109 256H111V255H109ZM129 256H130V255H129ZM163 256H164V255H163ZM168 256H169V255H168ZM190 256H191V257H190ZM255 256H259V255H255ZM255 256H254V257H255ZM65 257H66V256H65ZM67 257H68V255H67ZM79 257H80V255H79ZM82 257H83V256L81 255V258H82ZM102 257H103V255H102ZM102 257H100V258H102ZM107 257H108V256H107ZM107 257H105V258H106V261H107ZM115 257H116V256H115ZM117 257H119V255H118ZM117 257H116V258H117ZM124 257H125V256H124ZM165 257H166V256H165ZM175 257H176V256H175ZM175 257H174V259H175ZM227 257H228V256H227ZM229 257H228V258H229ZM240 257H241V256H240ZM259 257H260V256H259ZM17 258H18V257H17ZM73 258H74V256H73ZM73 258H72V259H73ZM81 258H80V259H81ZM100 258H98V259H99V260H97L98 262H102V261L100 260ZM103 258H104V257H103ZM125 258H126V257H125ZM168 258H169V257H168ZM242 258H243V260H244L245 257L242 256ZM242 258H240V260H241ZM45 259H46V256H45ZM50 259H51V258H49V260H50ZM63 259H64V257H63ZM70 259H71V258H70ZM78 259H79V258H78ZM93 259H96V258L93 257ZM146 259H147V258H146ZM169 259H171V257H170ZM231 259H232V258H231ZM245 259H246V258H245ZM49 260H48V262H49ZM82 260H83V259H82ZM91 260H92V259H91ZM110 260H111V262H110L111 264H116V263H115L114 255L110 258ZM64 261H66V260H64ZM69 261H70V260H69ZM69 261H68V263H69ZM78 261H79V260H78ZM89 261H90V259H89ZM119 261H120V263H122V264H126V260H125L122 256L120 257V260H119ZM128 261H129V260H127V262H128ZM247 261H248V260H247ZM247 261H246V262H247ZM16 262H17V261H16ZM18 262H19V260H18ZM37 262H39V261H37V258H36V263H35V264H37ZM50 262H52V261L50 260ZM76 262H77V261H76ZM85 262H87V261H85ZM93 262H94V261H93ZM104 262H105V261H104ZM56 263H59V262H56ZM77 263H78V262H77ZM83 263H84V262H83ZM89 263H91V262H89ZM94 263H95V262H94ZM96 263H97V262H96ZM110 263H109V264H110ZM154 263H155V264H160V262L157 261V260H156V261L154 260ZM240 263H241V262H240ZM248 263L250 264L249 261H248ZM21 264H24V263H21ZM49 264H52V263H49ZM59 264H60V263H59ZM65 264H66V263H65ZM86 264H88V262H87ZM97 264H99V263H97ZM103 264H105V263H103ZM162 264H163V263H162ZM216 264H217V263H216ZM245 264H246V263H245ZM252 264H264V252H263L261 258L258 259L257 261H256V259H254V260L252 261Z\"/></svg>",
    "mask_w": 264,
    "mask_h": 264
}]
</instances>
